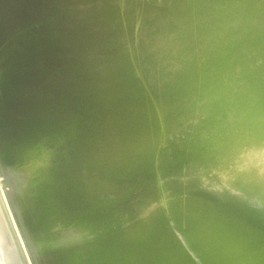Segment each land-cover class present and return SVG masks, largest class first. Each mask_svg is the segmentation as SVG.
<instances>
[{"label": "bare ground", "instance_id": "obj_1", "mask_svg": "<svg viewBox=\"0 0 264 264\" xmlns=\"http://www.w3.org/2000/svg\"><path fill=\"white\" fill-rule=\"evenodd\" d=\"M38 1L39 0H0V198L1 199L4 198L6 201L5 204L3 205L2 209H0V210H3L0 213V244L2 245L3 248H5V247L7 248V252L9 255L8 264H264V171H263L264 168H262L263 166L260 165L262 163H260V164L257 163L259 160L256 162L258 164L256 166H258V167H259V165H260V167L262 166L261 167L263 169L262 171H257V170H259V168H260L259 167L255 172L254 171L255 169L252 168L253 166L250 165L251 161L253 163L252 165H254L255 161H256V160L254 161L252 159L253 155L255 156V158L258 157L259 159L262 158V156L264 157V153H263L264 151L261 148V145L264 143L262 141V140H264V138L261 139L262 134L260 136V139L263 143L261 144L260 140H258L259 141L258 143H260V149L259 148L258 149L260 151L261 150L263 151L262 154H260V157L258 155L259 153H257V151H259V150H256L257 148H255V150H256L255 152H253V150L250 151L251 155H252V153H257L256 155L253 154L251 156V158L249 155L250 153L245 152L246 150H248L249 145H250V144L249 145L247 144V143H250L249 140H246V138L249 139L248 137H246L247 135L245 136L246 138H244V136L243 137L241 136V138H244L246 141V143L244 141L245 146L247 145L246 147H248L246 150H245L246 147L244 146L245 147L244 148L242 146V145H244V144H242L243 141L241 142L242 145L238 142L243 148V149L241 148V152L243 151L244 155L247 153V155H245V157H244V155H242V157L246 158V156L247 157L249 156V159H251V161L249 160V162H250L249 165L251 167H249V165H247L246 160H248V159H245L243 161L241 158V160L243 161L242 162L239 158L240 157L239 154H237L236 159L234 157L236 154H233V153L237 152L236 148H234L235 144H233L236 142L235 140H237L236 135L238 137H240V135H243V134H240L234 130L236 132V133L234 132V134H236V135L233 134L234 138L236 137L234 140L235 142H231L233 140H230V142H227L228 139L226 140L227 143L233 144L234 151H236V152H233L230 149L229 153L233 154V155H230L229 153H227L228 155L226 154V159L228 158L227 156H229V155H230V157L231 156L234 157L233 159L232 158L230 159L231 163H228L227 162L228 159H227V161H226L227 164H231V166H232L233 160L234 161L240 160L241 163H243L244 167H246V165H247V168L249 167L248 169L246 168L247 173L250 170H252L253 173H250L251 171L249 172V174L245 173L246 172L245 168L241 169L243 167L240 166V162L235 161V163L237 162L236 165L238 164L239 167H241V168H239V167L237 168L239 170L238 172L241 173L240 170L242 172L245 171V172H243L245 175L242 176L243 174L241 173L242 175L239 174L240 175L239 177L236 175L237 178H234L235 174H236V173H234V175H233L234 179H229V177H228V181H229L228 183H225V181L222 180V179H225L226 176H228V174L226 176H223L219 180L220 182L217 180V182H219V183H221V180H222V181H224L222 183L228 184V185L220 184L221 187L222 186L225 187V189L227 190V192H226L227 194H229L231 192V190H230V192H228L229 188L231 189L232 187H236L239 189L238 194L235 193L236 194V199H234L235 204H231V205L236 206L237 209L235 211H233L229 207V205H230L229 200L232 198V194H234L233 191L235 189L232 190V194H230L231 197L229 196L230 198L228 200V203L226 201L227 197H224V199L222 198L223 200L226 201V203L228 205L225 204V201L220 199L225 204V205H223L221 203L224 206V208H225V206L226 207L228 206V208H230L227 210V213H229L231 210L233 211V213H231L232 211L230 212L232 215L228 216L227 213H225L226 208L224 209L222 207V205L219 206L218 202H216V204H217L216 207H220V208H218V209L216 208L217 209L216 210L214 207L215 213H216V211H217V213L215 214V216L212 214V218L208 217L209 215H207V214L209 212H213L214 210L210 209L212 211L209 210L208 213H206L207 211L205 212L206 209H204V207L207 205V201L206 200H205L206 202L202 201L203 203L200 202L201 198L199 197V195L201 196V194H198V197L200 198V199L199 198L198 199L200 201L198 202L197 201L198 199L196 201L198 203H202L201 204V211L198 208L197 209L199 211L196 209L198 212H201V213H198V215H199L198 218H200V221L197 223V221L199 219L196 217L197 216L196 215L195 217L198 220H194V219H196L194 217L193 222H196V224L197 225L199 224V226H196L195 223H192V221H191V223L194 224L195 229L196 228L197 229L194 230L195 232L192 231L193 233H190L189 231H187V232H189V234L186 233L187 235L191 234V236H188V238H187V236L185 234L186 231L183 229L184 230V232H183L182 228H184V225H186L185 229L187 230L189 228L187 226H190V224H189L190 222L188 223V225H187V222H188V220H190L188 214H189L191 208L189 207L190 208L188 210L189 212L183 211L182 213H179L180 210H182L183 208L185 210H187V208H185L187 205H185V207H182V208H181L182 205L181 206L178 205V208H177V205L175 207L176 199L178 198V196H176L177 198H174L175 199L174 200L175 202H174L172 199L175 196H173L171 194H174V195L180 194L183 191L180 192V190L178 188L184 187L185 185H186L185 186L186 189L193 186L194 188L192 190L197 189L195 186L197 185V187H198V185H200V184H201L200 186H202V188H204L205 186L202 184H204L205 181L203 182V180H205V178H206V181H207V179H208L207 177L212 175V174L210 175V172L214 170L213 167H215L216 165L218 166L219 162H222V161H218L220 159L217 160L218 164H217V161L215 162V160L217 159V157L215 156L216 155L215 152H217L218 150L217 151L214 150L213 146H212L211 150H214L215 152L214 151H211V152L215 153L213 155V158H214V162L216 165H214V162L212 161L214 166L211 165V166H213V167H211L209 165L213 169V170L211 169V171L207 170L208 168H210V167L207 168V166H208L207 164H212V163L211 162L206 163L204 160V159H206V161H207V157H208L207 155H209V154H207V153L205 154V152H207V151H204L203 155L204 154L205 155L203 157H206V158L202 159L201 153L198 152V150H197V155H198V153H200L199 157L201 158V160L199 159V164L201 163L200 161L203 160L204 163L207 165L206 166L205 164L201 163L202 165H204V167L207 168V169L204 168L202 170L205 171V169H206L208 172L210 171L209 173L207 172L209 176H206V177L205 176L203 177V174H205L206 172H204V173L202 172L203 174L200 173V174H202V177H203V179H201V180L197 179L198 177L194 178L195 174L200 175L198 172L195 173V171H197L198 169L197 170L194 169L195 170L194 171L191 168L193 166H196V164H197L196 161L198 160L196 158L198 156L195 154L196 153L195 147H194L195 153H192V157L194 156V158H192V160L190 158V156H191L190 153L188 155L189 159H188V157L184 156L187 159V163L182 164L183 163L182 162L181 164L183 166L182 165H179V166L186 167L184 165L188 164V160L189 161L191 160L190 163L193 161L196 164H194L193 166L191 165L190 166L191 169L189 168L191 174H192L191 170H193L194 176L192 177V175L190 173H189V175H191V177L194 180L193 179L191 180L190 176H188L191 181L187 178L186 181L188 183H185V185L183 183L185 182V177L187 175L186 176L184 175L185 177L183 176L184 179H183V177H181L182 176L181 174H180L181 175L180 177L182 179L181 178L179 179L178 172H177L178 177L175 175L180 180V182H181V180H184V182L182 183L183 186L181 185V183L178 184L179 180L177 178H176L178 180V182L176 181L177 183L174 182L175 180L173 181L174 176L171 173H169L170 171L168 170L169 169V167H168L169 163H168V165L166 163V160L169 158H167L164 161V159L166 157L163 159L161 156H158L159 158H162V160L161 159H159V160L166 163V167H168V169L166 168L168 170V171H166L167 174L169 173L173 176V179L168 177V180L165 177L164 178L165 182L169 181L166 183L177 184V185L172 184L169 186V184H166L165 182H163V180H162L163 174L157 175L158 174L157 173L156 175L159 176L158 180L161 179V182L165 183V185L167 186V187H165L166 189L164 192L161 191V192H163L162 195L163 194L165 195V193H166L165 198L163 197L164 200H162V197H161V200L165 201V199L168 197L169 200L166 199V201L172 200L171 203L169 202L170 206H172L173 205L172 203H174V207L177 208V210L179 209V211L176 210L177 211L176 212V211L172 210L173 206L171 208L170 207L168 208L167 206H169V205L165 206L166 202L164 203V202H161V200H157V199H159V197H156V195H154L155 193L152 194L153 193L152 191L156 188H153V190H152L149 187L147 188L146 186H143L144 185V184H142L143 179L141 178L142 179V181H141V179L139 177L138 178V180L140 179V182H139L137 180V178L132 176V174L134 173V171L139 169V171L137 170L138 172L136 171L134 174L139 175V172H141L140 174H142V175L144 174V175L143 176L140 175V176L144 178V176L146 174L148 177V173H150L152 171L154 173L155 170H156L155 172H157L161 168L155 169V167L154 168L150 167V169L144 170V167L140 165V160L137 163L138 165L137 164L134 165L136 162L133 163L134 160H133V162H131L132 158L128 154V152L130 150L128 148L121 151L122 153L118 154V155H115L114 150H112L110 152L108 150V148L102 146V144H104V143L100 142V139L98 138V135L96 133L95 118L97 115L95 117H93L94 119H92V120H87V118L84 120L82 119V116H81V114L83 113V112L81 113L82 106L87 105V107H89L90 105L87 102H85V100L83 99V93H82L83 82H82V74L80 71L81 62H79L77 60L76 73L74 75L70 74V76H66V77L70 78V80H68V81L64 80L63 81V80H59L58 78H54L52 73H51V70L53 69L55 71L61 72V67H60L61 65H63V68H64L67 63L76 61L74 54H71V53L63 50V48L61 47V44L59 42H55L56 40H54V39H53V41L47 42V45H46L45 41L39 40L38 43L41 44V42H42L43 46L46 45L45 49L47 47L48 48L46 51H43V50L40 51V54L34 53V7L36 6V3H38ZM245 1H247V0H245ZM245 1H244V3H245ZM157 2H158V0H157ZM157 2H155V3L157 4ZM251 3H254V1L252 0L249 4L248 3L244 4V5L247 4L248 8H249V9H246V10H248V11H246L247 13L244 12V13H246V14H244V16L247 14L250 15V16H248V18L252 16V13L251 14H249V13L253 12L255 9L259 8V6H257V5H260V2L259 3L255 2V5L257 7L254 8L253 11H250L253 9V5H254V4L252 5ZM256 3H258V4H256ZM163 4L164 3H162L161 6H163ZM239 4H241V3H239ZM250 4L252 6V9H250ZM262 4H264V3H262ZM244 5H242V4H241V6L239 5L240 9ZM247 5H246V8H247ZM263 6L264 5H262L260 7H263ZM153 7H154V5H153ZM157 7H159V6H157ZM159 8H161V7H159ZM166 8H165V10H166ZM233 9H234V11L236 10V12H237L239 8L238 9L233 8ZM149 10L152 11L154 9H149ZM156 10L157 9H155V11ZM212 10H215V8H213ZM216 10H217V8H216ZM161 11H159V13H163ZM169 11H170V8H169ZM225 11L223 10L222 12H223V14L226 13L227 16H229L230 15L229 13L232 12L231 10H229L230 11L229 13H228V11H226V12ZM239 11L243 12V10H239ZM239 11H238V15H239V13L241 14V17H240V19H241L244 16H242L243 13H241ZM146 12L147 11L145 10L144 13L146 14ZM166 12H167V10L164 11V13H166ZM212 12L215 13V11H212ZM257 12H259V10H257ZM148 13H150V11ZM259 13H257V15ZM220 14H221V12H220ZM231 14H233V12ZM261 14H262V12H261ZM148 15H150V14H148ZM148 15H147V17H150ZM219 15L217 14V17L214 19L215 20L217 19V21H218V19L222 20V18L225 16V14H224V16L222 17V14H221V16H220L221 18H219L218 17ZM234 15H236V13H234ZM253 15H254V13H253ZM263 15H261V16L263 17ZM158 16H161V15H158ZM214 16H212V17H214ZM227 16H225V17H227ZM230 16L228 19H231L232 16L231 17ZM140 17L142 18V16H140ZM257 17L260 18L259 16H257ZM152 18H153V16H152ZM254 18H256L255 15H254ZM138 19H140V18H138ZM155 19L156 18L154 17V20ZM214 19H213V21L212 20L211 21L214 22ZM225 19L227 20V18H225ZM249 19H251V18H249ZM249 19H247V17H246V20H249ZM204 20L206 21V19L204 18V19H202V22ZM233 20H234V18H233ZM246 20H244V18H243L244 22H246ZM257 20L259 22L258 21L256 22V20H255V22H253V19H252V22L255 23L256 25H259L260 28H263L264 23L262 24L263 25L262 26V25H260L262 22H260L259 19H257ZM217 21H215L217 23V25H218V23H219V25H221V21L220 22H217ZM229 21L230 20H228V23H229ZM231 21H232V19H231ZM241 21H242V19H241ZM261 21H262V19H261ZM263 21H264V19H263ZM138 22H141V21L137 20L136 23H138ZM144 22L146 23V21H144ZM206 22H208V21H206ZM223 22H222V24H224ZM239 22L236 21L234 23L238 24ZM244 22H241V24ZM142 23H143V21L139 25H143ZM155 23H156V21H154V23H152L153 24L152 26H154ZM161 23H163V21ZM253 23L251 25V22L248 23V21H247V23H245V24H247L248 26L250 24L252 29H253V27H254ZM148 24H149V22H148ZM148 24L146 23L145 25H148ZM157 24H158V22H157ZM165 24H166V22H165ZM200 24H201V22H200ZM229 24L230 25H228V28L230 29L231 25H233V24H231V23H229ZM245 24L241 25V26L244 27ZM137 25L138 24H136L135 26H137ZM163 25H164V23H163ZM205 25L208 27L209 26L211 27L210 23H206ZM205 25H204V28H205ZM215 25L216 24H214V26ZM247 25L245 27H247ZM143 26H141V28H144ZM166 26H167V24L165 25V27ZM223 26L226 27V24H224ZM223 26H221V27L218 26V28L220 27V29L222 30V31L221 30H219V31L221 33L224 32L223 34H225V33L227 35L230 34L229 33L230 30L228 29L229 32H225L226 29L223 30V28H222ZM259 26H257V27H259ZM137 27H139V26H137ZM137 27H135V28H137ZM158 27L159 26H157V28ZM242 27H239V29H238V27L236 26L237 31L240 30ZM251 27L250 28L247 27L245 30H244V28H242V29H243L244 33H247L246 32L247 29H249L251 31ZM197 28H196V30H197ZM233 28H234V26H232V29ZM254 28H256V26ZM260 28L257 32L258 34L260 32L261 33L263 32V31H261L262 29L260 30ZM149 29L152 30L153 27H152V29L151 28H149ZM159 29H161V27H159ZM201 29H203V28H200V30ZM214 29H215V27H214ZM232 29H231V34L234 33L232 35L234 37V35H237V34H236V32H233L235 30H232ZM196 30H195V32L198 33L197 35L199 36L200 35V33L198 32L199 30L198 31H196ZM228 30H226V31H228ZM207 31H208V29H207ZM215 32H217V31L215 30ZM252 32L255 33V30H252L250 32V34H252ZM202 33H203L202 36H205L204 32H202ZM208 33H209V31H208ZM257 33H256V35H257ZM261 33H260V37L263 34V33L262 34ZM205 34H206V32H205ZM212 34H213V32H212ZM240 34H241V31H240L239 35H237L234 39L239 38V36L242 35V34L241 35ZM209 35L210 34H207V36H209ZM230 35H228L229 36V39H228L229 45L231 42L230 41ZM194 36H195V34H194ZM198 36H196V37H198ZM215 36H214V38H215ZM217 36H219V34ZM245 36H247L249 38V41H251V39L253 40V38L255 37V36H253L252 38H250L248 34ZM245 36H243L242 41H244ZM211 37H209V38L211 39ZM225 37H221V38L225 39V41L223 40L224 42H227ZM190 38L191 39L188 41V43L190 45L189 48H191V50H190L191 58L189 55H187L186 59L188 61H186V59L183 61H181L182 60L181 58L179 59V64L182 65V69L179 71L180 73H182L181 71H183V72L185 71V73H186L187 70L189 71V69H191L190 67H191L192 60L195 59V58L192 59L193 54H194V52H195V54L198 53L196 49H199L200 44L198 45L197 43H195V40L197 42V39L199 40L200 38L198 37L195 40L192 36ZM219 38H220V36H219ZM256 38H257V36H256ZM258 39H259V37H258ZM201 40H203V37ZM219 40H221V39H219ZM219 40L216 41L217 45H220V43H221V42L218 43ZM207 41H208V39L206 38L205 43ZM245 41L247 42V39H245ZM258 41H261V40L259 39ZM258 41L254 40L255 43ZM263 41H262V43H263ZM43 42H45V43H43ZM212 42H214V41H212ZM235 42H236L235 44L233 41L231 43H233V45H236L235 47L238 49L239 46L237 44V40ZM239 42H241L240 39H239ZM248 42H247V44H248ZM254 42H251V43H254ZM122 43H123V41H122ZM205 43H203V41H202L201 44H205ZM259 43H261V42H259ZM259 43L255 44V45H257L258 48L261 47V46H258ZM195 44L198 45L197 48H196ZM210 44H211V41H210ZM210 44L209 43L207 44V45H209L208 47H210ZM223 44L226 45V43H223ZM122 45H124V44H122ZM207 45H206V47H207ZM215 45H216V43L212 44V46H215ZM224 45L221 48H219L218 46L215 48L224 49V47H225ZM233 45H232V48L235 49V47ZM249 45H252V44H248L247 45L248 47L243 45L242 46L243 48H240V49H244L245 47L249 49ZM240 46H241V44H240ZM125 47H127V46H125ZM200 47L205 48V47H202V45ZM226 47H229V49H231L230 46L226 45ZM255 47L256 46H254V48ZM124 48H123V46L120 45V48L118 47V51L121 52L120 50L124 49ZM215 48H213V49H215ZM258 48H256V49H258ZM262 48H263V46L261 47L260 52L258 49V53H261ZM137 49H138V47H137ZM200 49H199V52H200ZM207 49L202 50V52L203 51L205 52ZM211 49L209 48V52ZM248 49H246L247 51L244 49L245 51L243 50V53H239V52L236 53L235 52L236 55L234 54V56H236V57L232 56V54H233L232 52L236 51V50L232 51V49H231L230 53H232L231 58L233 59L232 64H235L237 67H240L239 65L236 64L237 62L240 61L237 59L238 58L237 54L239 53L240 55L241 54L244 55L245 52H249ZM251 49H253L252 46H251ZM149 50H152V49H149ZM148 51L146 49L144 51V54H146ZM215 51H217L216 53H214L216 55L220 51H226V50H216L215 49ZM215 51H213V52H215ZM237 51H240V50L238 49ZM202 52H200V53H202ZM204 52H203V54H201L198 57V59L200 57H202V58L205 57L206 52L205 53ZM209 52H208V54H210ZM253 52H252V56H253ZM223 53L224 52H222V54L221 53L220 54L223 55ZM226 53H227L226 54V56H227L229 54L228 50ZM250 53H246V54L248 55ZM208 54H206V55H208ZM214 54L212 53V54H210V56L211 55L214 56ZM217 55H219V54H217ZM221 55H220V57L218 56L219 59L216 56L217 57L216 59H218V60L214 59V62L216 61L217 64L219 63L217 65L218 69H222L227 64L226 59L224 60V58H223L225 55H223V56H221ZM243 55H241V57H243ZM254 55L258 56V59H261V60H258L260 63L257 61L260 64L259 65L258 63H256L257 57L254 56V59H256L255 61H253L254 59L251 57L253 59L252 60L253 64H255V63L257 64V65L255 64L256 67L253 66V64L248 65L247 62H249V61H247V60H249L250 58H247V60H245L243 62H242V59L240 61L242 63L245 62V64H243L244 66L245 65L249 66V68H250L249 73L250 74H251V67L257 68V66H258V68H260L259 66H261V61L264 60V58L263 59L261 57L259 58L260 54L257 55V52H256V54L254 53ZM142 56H144L143 53H142ZM210 56H208L209 59L211 58L213 60V58ZM229 56H230V54H229ZM194 57H196V60H197V54H196V56L194 55ZM233 57L235 58V60L237 59L236 60L237 62L235 61V63H234ZM244 57H245V55H244ZM247 57H249V56H247ZM263 57H264V55H263ZM202 58H200V59H202ZM214 58H215V56H214ZM221 58L223 59L222 65H224V66H222V68H220L221 62H219L220 60H222ZM189 59H192L191 63H190ZM206 59H207V62L205 61V59H203L202 61L200 60V62L204 63V61H205V63L207 64L208 62L211 61V59H210V61L208 60V58H206ZM228 59H230V58H228ZM239 59H240V57H239ZM196 60H194V62L199 63V60H197V61ZM230 61H229V63H230ZM224 62H226V63L224 64ZM240 62L238 64H240ZM112 63H115V62H112ZM203 63L202 64L199 63L200 64V66L198 68L199 70H200V67L203 65ZM205 63H204V65H206ZM229 63H228V65L231 67L232 65H230ZM109 64H105V65L101 66L100 68L106 67ZM209 64H211V63H209ZM214 64H212V65L214 66ZM194 65H195V63H193V69L195 68ZM204 65H203V68L208 66V65H206L204 67ZM228 65L226 66L227 69L229 67ZM235 65H233V66H235ZM233 66H232V68H233ZM236 66L234 67V72H235V70L237 71ZM244 66L243 67L241 66V67L244 68ZM248 66H246L245 68L247 69ZM263 66H261L262 69H263ZM197 67L198 66L196 64V69H197ZM226 67H225V69H226ZM203 68H202V71L200 70L201 72L197 69L200 72V75L204 74L207 71L205 69L206 71L204 72ZM232 68H229V69H232ZM245 68L243 71H245ZM253 68H252V70H253ZM207 69L209 70V67ZM212 69H214V67ZM212 69H210L211 71H208V73L206 72L207 74L205 73V75H208L209 72H211V73L214 72V73H216V76L218 78V75L222 73L221 71H223V70H220V72H219L216 68V71L219 73L218 74L216 71H214L215 69L214 70H212ZM240 69H238V70H240ZM262 69H261V71L258 69H256L255 71H259V72H262L264 74V72H263L264 69L263 70ZM97 70H95L93 73H96ZM191 71H193V70L191 69ZM195 71H193V75H194ZM230 71L224 70V72H229V73H230ZM255 71H253V72H255ZM179 72H178L177 81L178 82L180 81L179 86H181V85L182 86L180 88L176 87L178 85H176L175 84L176 81L174 82V80H173V83L176 86L173 85L174 87H172L170 85L172 87L170 89L176 88V89H181V91H182V87H184L183 92L188 93L190 91V89L192 88V90L190 91V92H192V94L190 93V95L195 96L196 93L200 92L201 95L199 94V96H201V97H199L197 95L195 97L201 98V101L203 100L202 98L204 97V100H205V101L203 100L204 102H206V100H207L209 103H211V105L214 104L212 100L209 101L210 99H207L205 97L207 95V93H210L209 91L211 89L212 90H211L210 95L208 94L209 96H211V94L213 93L212 92L213 88H215V90H214L215 92L219 89L218 88L219 85L218 86L216 85L218 89L216 88V86L215 87H213V86L209 87V85H210L209 83H211V81L214 80L213 82H215V83L217 82V78H216L214 73H212V75L214 74L213 75L214 77L211 74L208 75V76L211 75L210 77H212L213 79L209 78L208 76H205V78L210 80V82L208 83L206 80H204V75H203V78H201L198 75L199 72L196 71L197 72V73H195L196 76L198 75L197 77L199 79L200 78L203 79L204 85L202 87L204 89H206V87H207V90L202 91L203 88L201 89L200 88L201 86H198V85H201L203 83L202 82L201 84H199V82L202 81L201 79H200L201 81H199V79H197V77H193V76L190 77L189 74H186V75H188L187 79H188V77H190L188 81H189V84H191V86H192L189 89V86H187L188 81L185 80L186 79V75L184 76L185 73L182 74L185 78L180 79V77H183V76H179V74H180ZM202 72H204V73H202ZM240 72H242V71H239L238 73H240ZM191 73L192 72H190V74ZM229 73H227L228 76H229ZM238 73L237 74L231 73L232 79L235 78L234 80H237L236 75L238 76ZM223 74H225V75H222V76H224V78H227V74L226 73H223ZM240 74L245 75V73H243V72ZM260 74L261 73L257 74V72H256V74H255L256 76L254 74H252V75H254V77L256 79L258 77L257 75H260ZM263 74H261L260 77L264 78ZM231 75H230V78H231ZM233 76H234V78H233ZM243 76H241V77H243ZM248 76H246V77H248ZM251 76H250V78H251ZM192 77H193L194 81L197 80V82L198 81L199 82L198 83L196 81L192 82L193 81V79H191ZM220 77L221 76H219V78ZM241 77H239L238 80L239 79L241 80ZM224 78L222 77V79H224ZM243 78H245V76ZM250 78L248 77V80L249 81L251 80V82H250L251 84L254 82L255 87L260 85V86H258L259 89H258V87L256 88L257 91H255L256 89H254L252 92V88L247 87L248 84H250V83L244 82V80H246V79L241 80V81L239 80V81L243 82V83H248L247 86H242L243 85L242 83L238 84V83H236L238 81H234V80L230 79L232 81V83H233V81H234V83H236L235 86L233 85L234 86L233 87L231 85L232 83L228 80V78H227V81H229L231 83L229 86L227 84L228 82L226 83L224 81L225 79L223 81L227 85H225L224 82L222 84L221 81H218V83H216V84H219V83L221 84L222 87L219 86L220 89H222L224 85L227 86V87H225L226 89L231 87V86H232V88H236V85H240V87H244V88L246 87L248 89H251L250 91L248 90L249 92L247 90L246 91L244 90L245 91V92L243 91L244 94H241V95L239 93H237V95L239 94L240 97L244 96L246 92H248V93L252 92L254 94H256L258 92V94H259V91L263 88V86L261 87V85L264 83V82L262 83V80L264 81V79L261 78V80L259 81L260 78L258 77L259 78V79L257 78L258 81H255L254 78H251V79ZM178 79H180V80H178ZM181 80H183V83L187 82L186 86L188 87L189 91H188V89H185V84L183 86ZM190 82H192L193 85ZM256 82H259V83L261 82V84H256ZM173 83H171V84H173ZM195 83H197L198 85H194ZM215 83H211V85L212 84L215 85ZM206 84L207 85L209 84V85L207 86ZM195 86H197L199 88H197ZM193 87H195L194 88L195 90L200 89V91L196 92L193 89ZM208 88H211V89H208ZM225 88H223V90H220L222 93L218 90L217 91L218 94L215 92L213 94L219 95V92H220L223 97L226 94H228V95H226L227 97L225 96V98H221V101L223 99L227 100V98L229 97V94L233 100L238 97L237 95L233 94L236 91V89L238 88V86L235 89V91L231 88L233 90V93H232L233 95L231 93L227 92V91H230L229 89L226 90L227 93L225 94V92H224ZM244 88H242V89H244ZM174 89H173V93H174V91H176L175 92V95H176L177 90H174ZM167 90H168V88H167ZM193 91L195 92V94H193L194 93ZM239 91L240 90L238 88V92ZM262 91H263V89H262ZM262 91H260V92H262ZM205 92H206V95L204 94ZM173 93L171 94L172 96H173ZM181 93L182 92H180L181 97H179V99H177L179 96L178 95L179 91H178V94L176 95L177 97H175V95H174V97L176 98L175 101L176 100L180 101V99L183 98V101L182 100L181 101L186 102L187 98H185V96H187V95H185V93H182V94H184V95H182ZM119 94H121V93H119ZM169 94H170L169 91H168V93L166 92V95L169 98H172V100H173L174 98L172 96H169ZM254 94H252L253 97H254ZM202 95H203V97H202ZM214 95H213V98L217 97L218 100L217 101L215 99L214 100L218 103V101H220V100H219L218 96L214 97ZM234 95H235V97H234ZM246 95H248V94L246 93ZM182 96H184V97H182ZM194 96H192V97H194ZM250 96H251V94H250ZM260 96H262V94ZM192 97L188 96V99H191ZM246 97L247 96H245V98ZM248 97H249V95H248ZM241 98L238 97V99H235L236 102H237V100L239 102L242 100H244V101L249 100V98H250V100L252 99V97H249L246 99H243V97H241ZM192 99H194V98H192ZM195 99H196L195 102L197 105L198 99L197 98H195ZM229 99L232 100L231 98H229ZM256 99H253V100H256ZM169 100H171V99H169ZM169 100H167L166 102L169 103L168 102ZM253 100H251V102H253ZM193 101L194 100H192L191 102L189 101L190 102L189 104L190 105L192 103L194 104ZM203 101H202V103L204 106L205 103ZM256 101L253 102L254 104L249 103L250 101L249 102L246 101V102H248V104L243 105L241 107L245 106V108H246V106H247V108H250V107H252V105L254 106L257 104ZM208 102L204 106L205 108L207 106L208 107L210 106V104L208 105ZM216 102H215V104H216ZM246 102H244V104H246ZM173 103H174L173 106L170 103V105L173 107V110H175V111H176V109L178 110L180 105H181L180 104L181 102L176 103V106L179 105V107L177 106L176 109H174L176 107L174 100H173ZM186 103L188 104V101ZM198 103H200L198 106H200V108L203 109L204 107H201L202 103L201 102H198ZM221 103H220V105H221ZM228 103L229 102H227L226 104H228ZM231 103H230V105H225L227 107L224 109L222 107V109L223 110H226L227 108L230 109L231 105H232ZM239 103H242V102H239ZM163 104L165 105V102H163ZM163 104H162V106H164ZM187 104H185V106H182V107L185 108L187 106ZM193 104L191 105V107L193 106ZM234 104H235V102L233 103V105ZM236 104L238 105V107H235L236 106L235 105L234 106L235 109L240 108L239 104L238 103H236ZM42 105H45V106L47 105L46 107H48V108H44L45 106L43 107ZM222 105H224V104H222ZM248 105H250V107H248ZM55 106L56 107L58 106L57 109ZM166 106H169V104H166L164 107L165 108H171V107H166ZM212 106H214V105H212ZM216 106H218V104H216ZM41 107H43V111L40 110ZM54 107H55L56 111H53L54 114L53 113L51 114V112H52L51 109L53 110ZM182 107L180 108V110L182 109ZM218 107L221 108L220 106H218ZM85 108H86V106H85ZM192 108H190V111H192L191 110ZM195 108H197V106ZM209 108H211V107H209ZM209 108H206L205 111L203 109L202 111H204V112L210 111V110H207ZM245 108H244V110H245ZM263 108H264V106H263ZM263 108H261L262 110L256 109V111L259 112L258 115H260V113H261L260 111H263V115H264V109ZM44 109H50V111L49 110L47 111ZM86 109H88V108H86ZM86 109H84V110H86ZM89 109H91V108L89 107ZM222 109H221V113H224V112H222L223 111ZM72 110H73V112H72ZM183 110L186 111L185 109H182V111H180L181 115H182V113H185V112H183ZM195 110H198V109H195ZM195 110L193 109V111H195ZM227 110H226V112H227ZM231 110L233 111V109H231ZM231 110L229 111L230 114L232 112ZM162 111H163V109H162ZM171 111H172V108H171ZM178 111L176 112L177 115H178ZM187 111H189V110H187ZM237 111L239 112V109H237ZM250 111H251V109H250ZM197 112L200 113L199 111H197ZM197 112H195V113L188 112L189 114L190 113L193 114L189 119H192V117H194V116L196 118L197 117L200 118L201 115L203 114V112H202V114H196ZM212 112L214 114V111H212ZM249 112L248 113L245 112V114L246 113L249 114ZM253 112H255V111H253ZM93 113H94V111H93ZM96 113L97 112L95 111V114ZM206 113H208V112H206ZM221 113H219V114H221ZM229 113H227V114H229ZM67 114H68V116H66ZM83 114H85V113H83ZM187 114H186V116H183V117H186L187 121H188L189 119L187 117ZM194 114H196V115H194ZM210 114L212 115V113H210ZM219 114H217V115H219ZM232 114H233V112H232ZM232 114L230 116H234L236 118L237 115L239 116L240 112L238 114L234 112L235 115L234 114L232 115ZM245 114H243V115H245ZM250 114H253V113H250ZM256 114L257 113H255L253 115L257 116ZM141 115H143V114H140V116ZM211 115H209V116H211ZM215 115H216V113H215ZM224 115H222L221 118L223 117L224 121H225L226 117H224ZM243 115L240 117L243 118ZM69 116H71L70 119L68 118ZM159 116H162L161 119L163 118V115H161V113H159ZM206 116L208 117V115H206ZM212 116H214V115H212ZM226 116H228V115H226ZM255 116H253V117L256 119ZM260 116L258 117L259 119H257V120L262 119V118L260 119ZM84 117H85V115H84ZM249 117H251V116H249ZM253 117H252V119L250 118L251 121H256V120H253L254 119ZM261 117H263V116H261ZM228 118H229V116H228ZM246 118L248 119V116H246ZM164 119L162 120V122L165 121ZM176 119H178V118H176ZM193 119H192V121H193ZM201 119L203 120V118H201ZM219 119H220V116H219ZM263 119H264V117H263ZM85 120H87V121H85ZM239 120L236 122L237 125L241 124V121H243V120H240V121ZM187 121H186V123H187ZM203 121H200V119H199L197 124L199 125V122L202 123ZM230 121L232 122L233 119ZM238 122H240V123H238ZM245 122H247V121H245ZM139 123H138V125H139ZM142 123L143 122H141L140 124H142ZM145 123H146V119H145ZM165 123L166 122H164V124ZM169 123L170 122H168V125L170 127L171 123L170 124ZM190 123L191 122L189 120V123H187V124L190 125ZM213 123H215V122H213ZM213 123L211 124V126L213 125ZM227 123H228V121H227ZM227 123L225 122V124H227ZM187 124L184 123L182 126H179L178 129H182L183 126H186ZM197 124L195 126L196 128H194V129L200 130V131L199 130L196 131L197 132L196 136L198 135L197 136L198 138L196 137V139L199 140V134H201L199 132H201V129L204 128V125H203L204 122H203V124H201L203 126L201 129L197 128ZM263 124H264V122H263ZM165 125L167 126V123ZM201 125H199V126H201ZM207 125H208V123H207ZM207 125H205L206 130L211 127L209 125L210 127L207 128L208 127ZM215 125H216V123H215ZM234 125H236V124H234ZM261 126H262V124H261ZM186 127H184V129L187 132ZM256 127H254V128H256ZM259 127L260 126L258 125V128ZM162 128H164V127H162ZM191 128H193L192 125H191ZM212 128H213V126H212ZM212 128H211V130H212ZM214 128L216 129L217 127L214 126ZM261 128L263 129V127H260L259 129L261 130ZM183 130H180V131L183 132ZM245 130L249 131V128H246ZM250 130H251V128H250ZM260 130H259V132L257 131L258 134L264 132V129L261 131ZM160 131H161V129H160ZM188 131H190V132L192 131L190 129V127H189ZM248 131L243 130V132H241V133L247 132L246 134H249ZM190 132H188V133H190ZM209 132H210V129H209ZM249 132L252 133L251 131H249ZM205 133L207 135L208 131H205ZM185 134L187 135V138H188V134L187 133H185ZM185 134H184V136H185ZM194 134L195 133L193 132L190 135L193 136ZM209 134H208V137L211 138L212 134H210L211 136H209ZM158 135L162 136L161 134H158ZM158 135H157V138L159 137ZM255 135L257 137H259V135H257V133H255ZM232 136H229L230 139L232 138ZM163 137H165V136H162V138ZM257 137L255 139H259ZM209 138H207L206 141H208ZM159 139H161V138H159ZM244 139H241V140H244ZM255 139L253 137V141H254V145H255L253 147H256V145L258 144L257 140L255 141ZM155 140H156V138H155ZM250 140H252V138ZM253 141L251 142V144L253 143ZM155 142H158V141L156 140ZM159 142L162 143L163 141L159 140ZM238 143L236 142L237 145H238ZM143 145H141V146H143ZM159 145L161 146V144H159ZM240 145H238L239 148L241 147ZM152 146H154V145H152ZM263 146H264V144L262 145V147ZM145 147H147V145L143 146V148H145ZM148 147H151V146H148ZM203 147H205V146H203ZM203 147H201V148H203ZM219 147L220 148H218V147L217 148L221 149L222 147L224 148L225 146H222V147L219 146ZM227 147L229 148L230 146L225 147L226 152L229 151V150L227 151ZM253 147H252V149H254ZM139 148H140V146H139ZM151 148H150V150L155 149V148H152V149ZM161 148L156 149V152H157V150L158 151L162 150L164 147L162 149ZM209 148H211V147H209ZM209 148H208V150H209ZM217 148H215V149H217ZM239 148H237V149H239ZM196 149H197V147H196ZM203 149L205 150V148H203ZM206 149H207V147H206ZM263 149H264V147H263ZM250 150H251V148H250ZM134 151H136V150H134ZM222 151L221 152L218 151V152H220V154H221ZM238 151H240V149ZM208 152H210V150ZM226 152H224V153H226ZM231 152H233V153H231ZM241 152H239V153H241ZM137 153H139V152H137ZM140 154H137V156L135 155L134 158L141 156ZM149 155H152V154H149ZM222 156H223V153H222ZM254 156H253V158H254ZM158 157L156 156L157 159H158ZM179 158H181V157H179ZM258 158H256V159H258ZM138 159H140V157H138ZM154 160H156V159L154 158ZM154 160H153V162H154ZM182 160H184L186 162V160L184 158ZM208 160H210V157L208 158ZM211 160H213V159H211ZM143 161H145L144 158H143ZM161 161H159V163H161ZM167 161H169V160H167ZM173 161L177 163V160L175 161L173 159ZM262 161L264 162L263 158H262ZM153 162H152V164H153ZM131 163H133V165H131ZM164 163H163V165H164ZM235 163H234V166H235ZM174 164H172V166ZM178 164H179V162H178ZM189 165H187V166H189ZM202 165H199V166L201 167ZM263 165H264V163H263ZM129 166H134V167H131L133 169L130 170ZM199 166H196V167L200 168ZM220 166H223V165H220ZM231 166H227V167L231 169ZM127 167L130 171L133 170L132 173H130V171H129L130 174H127L128 173V170L126 169ZM152 167H153V165H152ZM176 167H178V166H176ZM182 167H181V170L183 171V173H184V171H185V174L187 171L189 172V170L186 171ZM227 167L225 169H224V167H221L219 169L223 168L222 170H227ZM135 168H136V170H135ZM202 168H203V166H202ZM234 168L235 167L232 166V171ZM254 168H256V167H254ZM152 169H155V170H152ZM170 169H173V168H170ZM176 169H174L175 172L177 171ZM235 169H234V171H235ZM237 169H236V171H237ZM164 170H163V172H164ZM181 170L179 169V171H181ZM202 170L200 168V171H202ZM217 170L218 169H215L214 171H217ZM159 171H161V170H159ZM188 172H187V174H188ZM220 172L221 171L219 170V173ZM228 172H231V171L227 170L226 173H228ZM257 172H260L262 174H260V173L258 174ZM211 173H213V172H211ZM165 174L166 173L164 172V176H165ZM220 174L224 175L225 173L222 172ZM230 174L232 175L233 173L231 172ZM230 174H229V176H230ZM150 175H151V173L149 174V176ZM205 175H207V174H205ZM172 176H170V177H172ZM136 177H138V176H136ZM147 177L145 176V179ZM202 177H200V178H202ZM216 177H217V175L215 176L214 181H216L215 179L218 178V177L217 178ZM152 178H154V176ZM209 178H211V180L213 179L212 176ZM230 178H232V177L230 176ZM148 180H150V179H148ZM170 180H172L173 182H170ZM152 181L156 182V179L152 180ZM137 182H139V185L140 184L141 185L138 186ZM145 182L144 183L146 185L148 182L147 181H145ZM226 182H227V180H226ZM129 183H131L133 185H129ZM149 183H151V182H149ZM149 183L147 185H149ZM207 183H208V185L211 183L210 186L212 185L211 188L213 190H210V189L209 190L211 192L213 191L212 193L215 194L214 187H213L214 182L213 183L211 181L205 182V184H207ZM193 184H195V185H193ZM215 184H216L215 186L218 185V183H216V182H215ZM159 185H161V184H159ZM187 185H189V186H187ZM200 186H199V188H200ZM220 186H217V187L219 188ZM226 186L228 189L226 188ZM163 187H164V185H163ZM224 187H222V189ZM142 188H145V190L149 189V192L142 195V193H139V191ZM161 188L157 189V193H161V192H158V190H161ZM202 188H200V189H202ZM177 189H178L177 192H180V193H176ZM186 189L184 190L186 192L185 194H188V196H189V192H187ZM182 190H183V188H182ZM207 190H205V192H207ZM209 190H208V193L210 195L211 192ZM236 190H235V192H236ZM189 191L191 192V190H189ZM218 191H219V189H218ZM194 192L195 191H192V193H194ZM203 192L202 191L198 192V189H197V191L195 192V195H192L191 193L190 194H191V196L197 197L196 193H203ZM167 193L170 194V196L167 195ZM216 193H218V192H216ZM221 193H218V194H221ZM185 194H184V196H185ZM204 194H205V196L204 197L201 196V197L204 199L205 198L207 199V197L209 195L207 196L206 193H204ZM235 194H234V197H235ZM159 195H161V194H159ZM211 195H210V197H211ZM154 196L157 198L156 199L157 201L164 203V204H158V205H164V207H166L168 209V211H170L171 214L169 212L168 213L171 215L170 216L171 220H172V217L174 216L173 213L177 215L174 217L175 220L177 218V220H176L177 222H174V219L172 220L174 223L169 220L170 217H168V215L167 216L165 215L167 213L165 211L166 209H164V208L162 209L166 212V213H164V211H163L162 214L159 213L161 211H159V212L157 211L158 208H162L163 206L162 207L161 206L157 207V205L154 206L155 204L159 203L156 200H155L156 203L153 202L155 199ZM181 196H183L182 193L179 195V198ZM191 196L190 197L185 196V197L188 200V198H191ZM213 196L215 197L216 194ZM153 197H154V199H153ZM170 197H172L171 200H170ZM217 197H218V195H217ZM217 197H215V198L219 200V198H217ZM219 197H220V195H219ZM179 198H178V200H179ZM212 198L213 197H211V200H213ZM208 199H209V197H208ZM191 200L194 201L195 198L191 199ZM209 200H208V202H209ZM211 200H210L211 205L215 204V203H212ZM218 200H216V201H218ZM220 200H219V202H220ZM234 200H232L231 202H233ZM189 201H190V199H189ZM196 201H194V202L197 205H199ZM178 202H181V204L183 203V201H178ZM178 202L176 204H180ZM186 202L189 203L188 201H186ZM191 202L188 204V206L192 205L194 208L195 203L191 204ZM153 203H155V204H153ZM184 203H183V206H184ZM151 206H153L154 208L155 207L157 208V209L155 208L156 209L155 214L154 213L151 214V212H150ZM0 208H1V206H0ZM206 208H212V206L211 207L207 206ZM159 210H161V209H159ZM221 210H223V211H221ZM192 212H193V210H192ZM177 213L180 215L178 216ZM183 213L187 214L186 217L184 216ZM261 213L263 214V216ZM193 214L194 213H192V214L190 213V216ZM209 214H211V213H209ZM147 215L150 217V219H149V217L147 219L144 218V217H147ZM164 216L169 218L168 220L170 221V223L165 221L167 218L165 219ZM142 217H143L142 220L144 221V219H145L146 222H142V220L140 221L139 218H142ZM180 217L185 218V219H187V217L189 218L187 220L186 224H183L182 228H180V226H179V224L183 221V220L182 221L178 220V219H181ZM191 217H193V216H191ZM137 219H139L138 223H140V222L141 223L134 226V223ZM179 221H181V222H179ZM176 223H177V226H179V228H180V232H182L186 236V238H187L186 242L184 239H182V240H184L182 242L181 238L178 239L179 241L177 240V238L180 235H182V234H180V235L177 234L179 229L176 230L174 228L176 230V233H173L175 231H173L172 228L175 227L173 225H176ZM170 224L173 226V227L171 226L172 228L170 227ZM191 226H193V225H191ZM10 228H11V230H9ZM191 229L193 230V227H191ZM191 229H190V231H191ZM9 231H12L14 237H16V239L18 241L17 244L19 247V253H20L21 257H19L17 249H15L13 246V243H12L13 240H11L12 239V237H11L12 233H10ZM171 232L173 234L178 235V237L175 238ZM133 235H134V237H132ZM180 242H182V245H183L182 247H184V248H185V243L187 244V247L184 250L188 249V251L183 250ZM1 261H2V259H1ZM1 264H3V263H1Z\"/></svg>", "mask_w": 264, "mask_h": 264}, {"label": "rangeland", "instance_id": "obj_2", "mask_svg": "<svg viewBox=\"0 0 264 264\" xmlns=\"http://www.w3.org/2000/svg\"><path fill=\"white\" fill-rule=\"evenodd\" d=\"M243 3H242V2ZM245 1V0H244ZM244 1L243 0H158V2H157V0H39L38 1V3H36V6L34 7V53H37V54H40V51H46L47 50V48L45 49V46L47 45V42H49V41H53V39L54 40H56L55 42H59L60 44H61V47L63 48V50H65L66 52H69V53H71V54H74L75 55V58H76V61H74V62H69V63H67L66 65H65V67L63 68V65H61L60 67H61V72H58V71H55V70H51V73H52V75H53V77L54 78H58L59 80H66V81H68V80H70V78H68V77H66V76H70V74H75L76 73V63H77V60L79 61V62H81V68H80V71H81V74H82V82H83V89H82V93H83V99L85 100V102H87L89 105V107L92 109H89V107H87V105H85L86 106V108H88V109H86L85 108V106H82V109H81V113L83 112V113H85V114H81V116H82V119L84 120V119H86L87 118V120H92V119H94L93 117H95L96 115V118H95V122H96V133H97V135H98V138L100 139V142L101 143H104V144H102V146H104V147H106V148H108V150L111 152L112 150H114L115 151V155H118V154H121L122 152L121 151H123L124 149H130L129 150V152H128V154H129V156L132 158V161L131 162H133V160H134V162L133 163H135L134 165H136L137 163H138V161L140 160V165L141 166H143L144 167V170H146V169H150V167L151 168H154L155 167V169H159V168H161V169H159V170H161V171H157V172H155L156 170L155 169H152V170H155L154 171V173H153V171L152 172H150L151 173V175L149 176V174L150 173H148V177H147V174L145 175L147 178L145 179V176H144V178L143 177H141V176H143L142 174H140L141 172H139V175H137V174H134L137 170L139 171V169H137L136 170V168L138 167H136L135 168V170L136 171H134V173L132 174V176L133 177H135V178H137V180H138V178L140 177V179L142 178L143 179V181L145 180V181H147L148 183L149 182H151V183H149V185H145V183L142 181V179H141V181H142V184H144L143 186H146L147 188L149 187L150 189H152L153 190V188H156V189H154L152 192V194H154V195H156V197H159V199H157L155 196V199H154V197H153V199H154V201L153 202H155L156 203V201L157 200H161V197H162V200H164L163 199V197L165 198V195H166V193H165V195L163 194L162 195V193L165 191V187H167L166 185H165V183L166 182H169V181H166L165 182V180H164V178L166 177V179L168 180V177L169 178H172L173 179V176H174V179H173V181L174 182H178V180L181 178V177H183L184 175L186 176H184L185 177V182H184V180H181V182H180V180H179V182H178V184H180L181 183V185H182V183L185 185V183H188L186 180H187V178L190 180V178H191V180L193 179L192 177L194 176L193 175V170L194 169H198L197 171H195V173L196 172H198L199 174L200 173H204V172H206L205 174H207V175H205V174H203V177L205 176H209L208 175V173L211 171V167H213L214 165H216L215 164V162L218 160V159H220V160H218V161H222V162H219V165L217 166H215V167H213V169L215 170V169H218L217 171H214L213 169V171H211V172H213V173H211L210 172V175L213 177V179L211 180V178H209V177H211V176H209V177H207L208 179H207V181H206V178H205V180H203V182L205 181V182H214L213 183V187H215V182L216 183H218V185L217 186H220V184H223V185H228V184H224V183H222V182H224L225 181V183H228L229 181H228V177H229V179H234V178H237V176L239 177L240 175L239 174H241L242 176H244L245 174L243 173V172H245V171H241L240 170V172L241 173H239L238 171V167H239V165L237 164L236 165V163H235V161H238V160H233L232 161V166L233 167H235L236 169H237V171H236V169H235V171H234V169H233V171H232V166H231V164H227V162L228 163H231V158L233 159L234 157H235V159H236V157H237V154H239L240 155V160H241V158H242V160L244 161L245 159H248V160H246L247 161V165H249L250 164V162H249V160L251 161V159H249V156L247 157L246 156V158H244L245 157V155H247V153L244 155L243 154V151L241 152V148H242V146L244 147L245 146V144H244V141H245V139L244 138H246V137H248L249 139H247L246 138V140H249V142L250 143H247L248 145H249V148L248 147H244L245 148V150L248 148V150H246L245 152H249L248 154L250 155V158H251V156L253 155V154H257V153H259L258 155H259V157H260V154H262V152L264 151V149H263V147H262V145L264 144L263 142H264V140H262L261 141V139H263L264 137V132L263 133H259L258 134V132H259V128L260 127H263V129H264V124H263V122H264V119H263V117H264V115H263V111H260V110H262L261 108H263V106H264V81L262 80V85H261V87L263 86V91H262V89L260 90V91H262V92H260L259 91V94H258V92L256 93V94H254V93H252L253 92V90L254 89H256L258 86H260V85H258V86H256L255 87V85H254V82L251 84L250 82H251V80L249 81L248 80V77L250 78V76L252 75V74H256V72H257V74L258 73H261V74H263L262 72H259V71H255L256 69H258V70H260L261 71V66H263L264 65V60H262L261 61V66H259L260 68H258V66H257V68H255L256 66H255V64L256 63H258L259 61L258 60H261V59H258V56H256V55H254V53L256 54V52H257V55H259V58L261 57L262 59L264 58L263 57V55H264V27L263 28H260V26L259 25H256L255 23H253V22H255V20H256V22L258 21L257 19H259L260 20V22H262L260 25H262L263 23H264V21H263V19H264V6L263 7H260V6H262V5H264V4H262V3H264L262 0H253L254 1V3H251L252 5H253V9H252V6H251V4H250V9H252V10H250V11H253L254 10V8H256L257 6H259V8L261 9H259V8H257V9H255L253 12H250L249 14H251L252 13V16L251 17H249V18H251V19H249L248 18V16H250V15H245L244 16V14H246L247 12L246 11H248V10H246V9H249L248 8V5H247V8H246V5H244L245 3H250L252 0H247V1H245V3H244ZM155 2H157V4L155 3ZM255 2H260V5H255ZM162 3H164L163 4V6H161L162 5ZM239 3H241L242 5H244V6H242V8L240 9V7H239V5L241 6V4H239ZM258 3H256V4H258ZM153 5H154V7H153ZM156 5V6H155ZM157 6H159V7H161V8H159V7H157ZM152 7V8H151ZM157 7V8H156ZM163 7V8H162ZM168 9H167V8ZM165 8H166V10H167V12L169 13H164V11H166L165 10ZM169 8H170V11H169ZM213 8H215V10H212ZM216 8H217V10H216ZM233 8H239L238 9V11L239 10H243V12H241V11H239V12H241V13H243L242 14V16H244V17H242L241 19H242V21H241V19H240V17H241V14L239 13V15H238V11L236 12V10L234 11V9ZM149 9H154V10H149ZM155 9H157L156 11H155ZM222 9V10H221ZM227 9V10H226ZM147 11L146 12V14L144 13V11ZM150 11V13H148L149 11ZM161 11V12H163V13H159V11ZM164 10V11H163ZM228 11V13L230 12L229 10H231L232 12H233V14H231V13H229L230 15V17H231V19H232V21H231V19H228L229 18V16H227V14L226 13H224L225 14V16H227V17H225L224 16V14H223V12L222 11ZM257 10H259V12H257ZM263 10V11H262ZM212 11H215V14L217 13L218 15L220 14V12H221V14H222V20L221 19H218V21H217V19L215 20L214 18H216L217 17V14L215 15L214 14V12H212ZM217 11V12H216ZM220 11V12H219ZM225 11V12H226ZM143 12V13H142ZM156 12V13H155ZM171 12V13H170ZM244 12H246V13H244ZM261 12H262V14H261ZM204 13H207V14H204ZM234 13H236V15H234ZM253 13H254V15H255V17L256 18H254V15H253ZM257 13H259L258 15H257ZM148 14H150V15H148ZM156 16H155V15ZM221 14L218 16L219 18H221L220 16H221ZM146 17H144V16ZM147 15L148 16H150V17H147ZM158 15H161V16H158ZM169 15H170V17H171V19H173L174 21H176V20H180L182 17H185L186 19H187V22L188 23H186L187 25H191V23H193V21L196 19V18H198V19H206V21H208V19L210 20L211 18H213L214 19V22L215 21H217V22H220L221 21V25H219V23H218V25H217V23L215 22H212L213 21V19H211L210 20V22L208 21V22H206L205 20L203 21L204 22V24H203V26L201 25L203 22H202V20H199L200 22H201V27L200 28H203V29H201L200 30V28L198 27H196L197 28V30L196 31H198L199 33H200V35L198 36L197 34L198 33H196L195 31L193 32V34H192V37L194 38V40L196 39V38H200L199 40L197 39V42H196V40H195V43H197L198 45L200 44V46L202 45V47H205V48H201L200 46H199V49H200V52H202V50H204V49H207L204 53H205V57L206 58H208V60L210 61V59H209V57L208 56H210V54H214V53H216L217 51H215V49L216 50H226V51H220L219 53H217V54H219V55H215L214 54V56H215V58H214V56L213 55H211L210 57H212L213 58V60L211 59V61L210 62H208L207 64L205 63V61L207 62V59L204 57V58H202V57H200V58H202V59H198V57L201 55V54H203V52L202 53H200L199 52V49H196L197 50V52L198 53H196L197 54V60H199V63L200 64H202L203 62H200V60L202 61L203 59H205V61H204V63L206 64V65H208L209 63H211V64H209L208 66H206V65H204V63H203V65H204V67L206 66L207 68L209 67V70L205 67V68H203V65L200 67V70L202 71V68L204 69L203 71L205 72L206 70V72L208 73V71H211L210 69H212L213 67H214V69H212V70H214V71H216V68H217V70L220 72V70H223V71H221L222 73L221 74H219L217 71V73L219 74L218 75V78H219V76H221L219 79L217 78V76H216V73H214V72H212V73H214L215 74V76H216V78H217V82L216 83H218V81H221V83L223 84V82L225 81L227 84H228V86L232 83V81L230 80V79H232V75H231V73H235V74H237L239 71H242L243 73H245V78H243L244 76L242 75V74H240V73H242V72H240V73H238V76L239 77H241V76H243V77H241V80H244V79H246V80H244V82H249L250 84H248V83H243V82H240L239 80H238V76L236 75V79L237 80H234L235 78H234V76H233V78L234 79H232V80H234V81H238V82H236V83H238V84H243L242 86H247V84H248V88L250 87V88H252V92H250V93H248L251 89H248V88H244V87H240V85H236V88H237V86H238V88H239V92H238V88L236 89V88H232V86L234 85L235 86V84L236 83H234V81H233V83L231 84L232 86L231 87H229V88H225V87H227V86H225V85H227V84H225V82H224V86H223V88H225L224 90V92H225V94L227 93V92H229V93H233V90L235 91V89H236V93L234 92L233 94H235V95H237V93H239L240 95L241 94H244V92L247 90H249L248 92H246L248 95H249V97H252V99L251 100H253V99H256V100H253V102L254 101H256V105H252V107H250V105L251 104H254L253 102H251V100H250V98L248 97V95H246V93H245V95L244 96H241V97H243V99H246V98H249V100H246V101H250L249 103H251L250 105H248V107H250V108H247V106H246V108H245V106L244 107H241V106H243V105H247L248 104V102H246V101H244V100H242V101H239V102H242V103H239L238 102V100H237V102H236V100L235 99H238V97L239 98H241L240 97V95L238 94L237 96V98H235L234 100L232 99V97H230V94H229V97L227 98V100L226 99H223L222 101H221V98H225V96L226 95H228V94H226L224 97L222 96V92L220 91V90H223V88L222 89H220V87H222L221 86V84L219 83V84H216L215 82H213V81H211V83H215V85L214 84H212L211 85V83H209L210 82V80L209 79H207V78H205V76H208L209 74H211L212 75V73L211 72H209V74L208 75H205V73L204 72H202V73H204V74H202V75H200V70L198 69L199 68V66H200V64L199 63H197V62H194V60H196V57H194V55L196 56V54H195V52H194V54H193V58L192 59H194V60H192V59H189V61H190V63H191V60H192V63H191V69L193 70V71H197V72H199L198 73V75H199V77H201V78H203V75H204V80H206L209 84V87L210 86H213V87H215L216 85L218 86V88H217V86H216V88L221 92H219V95H214L213 93L215 92L214 90H215V88H213V95H214V97L215 96H218V98H219V100L220 101H218V103L216 102L218 99H217V97H215V98H213V95L211 94V96H209L210 95V93H211V88H208V89H211L209 92L210 93H207V95H206V92L203 94L207 99H210L209 101H213V103L214 104H212V105H214V106H212L211 105V103H209L207 100H206V102H204L205 100H204V97H203V95H202V99L204 100H202L205 104H204V106L206 105V103L208 102V105L210 104V106L209 107H211V108H209L208 106L206 107V108H209V109H207V110H210V111H206V112H208V113H206V112H204L205 111V107L203 106V103H202V101H201V98H198V97H195L196 95L197 96H199V94L201 95V93L199 92L200 91V89L199 90H195L194 88L195 87H197V86H195V87H193V89L196 91V92H199V93H196V95L194 96V95H190V93L192 94V92H190L191 90H192V88L190 89V87H192L191 86V84H189V78L191 77V76H193V77H197L196 76V74L195 73H197L196 71H195V73H194V75H193V71H191V69H189V71L187 70L186 71V73H185V71L183 72V71H181L182 73H180L179 74V76H183L182 74L183 73H185L184 74V76L186 75V74H189L190 75V77H188V79H187V76L188 75H186V81H188V84H187V86H189V89H190V91H189V89H188V87L186 86V83L187 82H185V83H183V80H181L182 81V84H183V86H184V84H185V89H188V93L187 92H183L184 91V87H182V91H181V89H174V90H177V94H178V91H179V96H178V98L177 99H179V97H181L180 96V92H182V93H185V95H187V96H185V98H187L186 100L188 101V104L185 102H182L183 101V98L182 99H180V101L179 100H176L175 101V97H177L176 95H175V92L176 91H174V93H173V89H170V88H172V87H174V86H176V85H178V86H176V87H178V88H180L181 86H179V82L177 81V78H178V68L181 66V64H179L178 63V65L176 64V63H174V60L169 56V54H170V50H171V47H172V45H173V43H172V41L171 40H169V38H168V35H169V33H168V27L166 26L165 27V20H167L166 18H168L169 17ZM215 15V16H214ZM234 15V16H233ZM238 15V16H237ZM261 15H263V17L261 16ZM140 16H142V18L140 17ZM152 16H153V18H152ZM212 16H214V17H212ZM257 16H261L260 18L262 19V21H261V19L260 18H258ZM154 17L156 18L155 20H154ZM166 17V18H165ZM239 17V18H238ZM246 17H247V19H249V20H246ZM138 18H140V19H138ZM151 18V19H150ZM165 18V19H164ZM225 18H227V20L225 19ZM233 18H234V20H233ZM243 18H244V20H246V22H244L243 21ZM150 21H149V20ZM164 19V20H163ZM238 19V20H237ZM240 19V20H239ZM252 19H253V22H252ZM137 20H139V21H143V25H139V24H141V22H138V23H136L137 22ZM148 20V21H147ZM153 22H152V21ZM228 20H230L229 21V23H231V24H233V25H231V28L229 29L228 28V25H230L229 23H228ZM144 21H146V23L148 24V22H149V24L148 25H145L146 23L144 22ZM154 21H156V23H155V25L154 26H152L153 24L152 23H154ZM163 21V23H164V25H163V23H161ZM224 21V22H223ZM239 22L238 24L237 23H234V22ZM247 21H248V23H250L251 22V25H252V23H253V25H254V27L256 26V28H254L253 27V29H252V27H251V25L249 24V26L247 25V24H245V23H247ZM157 22H158V24H157ZM199 22V23H200ZM222 22L224 23V24H226V27L225 26H223L224 24H222ZM241 22H244V23H242L241 24ZM259 22V21H258ZM138 24L137 26H139V27H137V26H135L136 24ZM145 23V24H144ZM206 23H210V25H211V27L209 26H206L205 24ZM228 23V24H227ZM135 24V25H134ZM213 24V25H212ZM214 24H216L215 26H214ZM244 25L245 24V26L247 25V27H251V31L252 30H255V33L254 32H252V34H250V30L249 29H247V33H244V31H243V29L242 28H244V27H242L241 25ZM159 26V27H161V29H159V27L157 28V26ZM204 25H205V28H204ZM238 27V29H239V27H242L240 30H238L237 31V29H236V26ZM137 27V28H135V27ZM141 26H143L144 28H141ZM148 26V27H147ZM164 26V27H163ZM218 26H223L222 28H223V30H230V32H229V30L228 31H226L225 30V32H229L230 34H231V29H232V26H234V28L232 29V30H235V31H233V32H236V34L237 35H239V33H240V31H241V36H239V38H237V39H234L237 35H234V37L232 36L233 34H228V35H230V41L232 42H234V44L236 43L235 41L237 40V44H238V49L240 50V51H237L238 49L235 47L236 45H233V43H231L230 42V45H229V41H228V39H229V36L227 35H225V34H223L224 32H220L219 30H221L220 29V27L218 28ZM257 26H259V27H257ZM263 26V25H262ZM152 27H153V29H152ZM208 27V28H207ZM214 27H215V29H214ZM247 27H245L244 28V30L247 28ZM140 28V29H139ZM146 28V29H145ZM149 28H151L152 30H150ZM166 28V29H165ZM210 28V29H209ZM217 28V29H216ZM258 28V29H257ZM259 28H260V30L261 31H263L261 34V37H260V33L258 34L257 32H258V30H259ZM144 29V30H143ZM165 29V30H164ZM205 29V30H204ZM207 29H208V31H209V33H208V31H207ZM212 29V30H211ZM139 30V31H138ZM142 30V31H141ZM150 30V31H149ZM159 30V31H158ZM211 30V31H210ZM215 30L218 32H215ZM250 32H249V31ZM144 31V32H143ZM148 31V32H147ZM201 31V32H200ZM222 31V30H221ZM202 32H204V35L205 36H202L203 35V33ZM205 32H206V34H205ZM212 32H213V34H212ZM218 35L219 34V36H220V38H219V36H217L215 33ZM243 32V33H242ZM249 32V33H248ZM221 33V34H220ZM256 33H257V35H256ZM194 34H195V36H194ZM207 34H210L209 36H207ZM212 34V35H211ZM249 35V37L250 38H252L253 36H255L254 38H253V40L251 39V41H249V38L247 37V36H245V35ZM254 34V35H253ZM216 35V36H215ZM224 35V36H223ZM252 35V36H251ZM259 35V36H258ZM196 36H198V37H196ZM207 36V37H206ZM212 36V37H211ZM214 36H215V38H214ZM226 36V37H225ZM243 36H245L244 38L245 39H247V42H248V44H252V45H249V49L248 48H246V47H248L247 45V42L245 41V39H244V41H242L243 40ZM256 36H257V38H256ZM202 37H203V40H201L202 39ZM209 37H211V39L209 38ZM221 37H225L226 38V41L227 42H224L225 41V39H223V38H221ZM234 39H232V38ZM258 37H259V39L261 40V41H258L259 39H258ZM152 38V39H151ZM208 39V41L206 42L207 44L209 43L210 44V41H211V44H210V47H208L209 45H207L206 43H205V39ZM214 38V39H213ZM263 38V39H262ZM210 39V40H209ZM219 39H221V40H219V42L218 43H220V45H217V42L216 41H218ZM232 39V40H231ZM239 39H240V41L242 42H239ZM258 39V40H257ZM39 40H42V41H45L46 42V45H42V42H41V44L40 43H38V41ZM224 40V41H223ZM254 40L255 41H258V42H254ZM122 41H123V43H122ZM125 41V42H124ZM200 41V42H199ZM202 41H203V43H205L206 45H207V47H206V45L205 44H201L202 43ZM212 41H214V42H212ZM262 41H263V43H262ZM45 42H43V43H45ZM239 42V43H238ZM245 42V43H244ZM251 42H254V43H251ZM259 42H261V43H259ZM138 43V44H137ZM216 43V45L219 47V48H221L224 44L223 43H226V45L227 46H230L231 47V49H232V51L233 50H236V51H233L232 53H230V51H231V49H229V47H226V45H224L225 47H224V49H218V48H215V47H217L216 45L215 46H212V44H215ZM259 43V45L258 46H263V48H262V51H261V53H258V49H259V52H260V50H261V47H257V45H255V44H258ZM122 44H124V45H122ZM223 44V45H222ZM235 47V49L234 48H232V45ZM240 44H241V46H240ZM254 44V45H253ZM120 45L121 46H123V48L125 47V46H127V47H125L124 49H121L120 51L121 52H119L118 51V47L120 48ZM132 45V46H131ZM196 45V44H195ZM194 45V46H195ZM198 45H196V48L198 47ZM205 45V46H204ZM243 45H245L244 47V49L246 50V49H248V51L249 52H245L244 53V55H245V57H244V55L243 54H241V55H243V57H241V55L239 54V53H243V50L244 49H240V48H243L242 46ZM184 47H186L187 49L186 50H184L183 49V51H184V53H183V55L181 56V61H183V60H185L186 59V56L187 55H189L190 56V58H191V54H190V50H191V48H189V43H187V41H186V43L183 45ZM251 46H252V48L253 49H251ZM254 46H256L255 48H254ZM137 47H138V49H137ZM215 48V49H213V48ZM209 48L211 49L210 50V52H209ZM256 48H258V49H256ZM147 49V51L149 50V49H152V50H149L146 54H144V51ZM195 50V51H196ZM227 50H228V53L230 54V56H229V54L226 56V52H227ZM244 50V51H245ZM252 50V51H251ZM255 50V51H254ZM39 51V52H38ZM151 51V52H150ZM212 51V52H211ZM213 51H215V52H213ZM247 51V50H246ZM254 51V52H253ZM208 52L210 53V54H208ZM222 52H224L223 53V55H225L223 58H224V60L226 59V61H227V64L224 66V65H222V61H223V59L222 60H220L219 62H221V66H220V68H222V66H224L222 69H218V67H217V65L219 64H217L216 63V61L214 62V59H216L218 56L220 57V55L222 54ZM237 52H239L238 54H237V56H238V60H240L241 61V59H242V62L243 61H245V60H247V58H250L249 60H247V61H249V62H247L248 63V65L249 64H253V61H255L256 59V63L255 64H253V66H255L254 68L253 67H251V74L249 73L250 71V68H249V66L248 65H243V64H245V62L244 63H242V62H240V64H238L239 62H237L236 60H235V58L234 57H236V56H234V54L236 55V53ZM251 52V53H250ZM252 52H253V56H252ZM142 53H143V55L144 56H142ZM200 53V54H199ZM221 53V54H220ZM246 53H250V54H246ZM206 54H208V55H206ZM231 54H232V56H234L233 58H234V63H235V61L237 62L236 64L237 65H239L240 67H237L235 64H232V61H233V59L231 58L232 56H231ZM223 55H221V56H223ZM251 55V56H250ZM262 55V56H261ZM217 56V57H216ZM247 56H249V57H247ZM254 56L255 57H257L256 59H254ZM219 57H218V59H219ZM239 57H240V59H239ZM254 59H252V58ZM228 58H230V59H228ZM218 59H216V60H218ZM228 59V60H227ZM232 59V60H231ZM196 60V61H197ZM231 60V61H230ZM253 60V61H252ZM186 61H188L187 59H186ZM229 61H230V63H229ZM252 61V62H251ZM258 61V62H257ZM112 62H115V63H112ZM213 62V63H212ZM218 62V61H217ZM263 62V63H262ZM110 63V64H109ZM193 63H195V70L193 69ZM216 65H215V64ZM226 62H224V64H225ZM228 63L230 64V65H235L236 66V69H237V71L235 70V72H234V67L235 66H233V68H232V66L230 67L229 65H228ZM260 63V62H259ZM258 63V64H259ZM105 64H109L108 66H106V67H102V68H100L101 66H103V65H105ZM113 64V65H112ZM196 64H197V69L199 70H197L196 69ZM199 64V65H198ZM212 64H214V66L212 65ZM175 65H177V67L175 66ZM229 66L228 67V69H227V67L226 66ZM257 65V64H256ZM260 65V64H259ZM212 68H211V67ZM244 66V68L246 67V66H248V68L246 69L245 68V71H243L244 70V68H242V67ZM216 67V68H215ZM225 67H226V69H225ZM229 68H232V69H229ZM241 68V69H240ZM252 68H253V70H252ZM98 69V70H97ZM206 69V70H205ZM238 69H240V70H238ZM263 69H264V66H263ZM262 69V70H263ZM95 70H97L96 71V73H93ZM224 70H228V71H230V73L229 72H224ZM247 70V71H246ZM253 71H255V72H253ZM190 72H192L191 74H190ZM263 72H264V70H263ZM206 73V74H207ZM223 73H229V76H228V74H227V78H228V80L231 82H229V81H227V78H224V76H222V75H225V74H223ZM247 73V74H246ZM213 74V75H214ZM250 74V75H249ZM260 74V75H261ZM210 75V76H211ZM212 75V76H213ZM230 75H231V78H230ZM241 75V76H240ZM249 75V76H248ZM254 75H252L251 76V78H254V80L255 81H258L257 80V78L259 79V81L261 80V78L262 77H260V75H257L258 77L255 79V77H254ZM264 75V74H263ZM262 75V76H263ZM180 77V79L181 78H185V77ZM210 76H208L209 78H211V79H213L212 77H210ZM246 76H248V77H246ZM256 76V75H255ZM193 77L191 78V79H193ZM214 77V76H213ZM222 77L225 79H222ZM226 77V76H225ZM200 78V79H201ZM250 78V79H251ZM174 80V82L176 81V85L173 83V81H171V80ZM180 79H178V80H180ZM197 79H199L198 77H197ZM199 79V81H201V82H199V84H201L202 82H203V79H201L200 80ZM262 79H264V78H262ZM224 80V81H223ZM248 80V81H247ZM253 80V81H254ZM192 81V80H191ZM196 82H197V80H195ZM194 81V79H193V81L192 82H195ZM192 82H190V83H192ZM197 82V83H198ZM240 82V83H239ZM171 83H173V84H171ZM197 83H195L194 85H198ZM245 84V85H244ZM256 84H261V82L259 83V82H256ZM172 87H171V86ZM174 85V86H173ZM192 85H193V83H192ZM204 85V82L201 84V85H198V86H201L200 88L202 89L203 86ZM207 85V84H206ZM205 85V86H206ZM207 85V86H208ZM250 85V86H249ZM170 86V87H169ZM233 86V87H234ZM252 86V87H251ZM254 86V87H253ZM167 88H168V90H167ZM197 88H199V87H197ZM233 90H232V89ZM242 88H244V89H242ZM216 89V90H217ZM230 90V91H227L226 92V90ZM242 89V90H241ZM258 89H259V87H258ZM171 90V91H170ZM204 90H207V87H206V89H204L203 88V90L202 91H204ZM217 90V91H218ZM245 90V91H244ZM168 91L170 92V94H169V96H172L171 94L173 93V100H174V102H175V106H176V103H178V102H181L180 104V107H179V105H177L178 107H179V111L176 109L177 108V106L174 108V109H176V111L175 110H173V105H174V103H173V100H172V98H169L167 95H166V92L168 93ZM217 91L215 92V93H217ZM244 91V92H243ZM255 91H257V89L255 90ZM194 92V91H193ZM223 92V93H224ZM242 92V93H241ZM119 93H121V94H119ZM181 93V94H182ZM187 93V94H186ZM193 94H195V92L193 93ZM209 94V95H208ZM218 94V93H217ZM232 94V95H233ZM250 94H251V96H250ZM252 94H254V97H253V95ZM258 94V95H257ZM262 94V96H260ZM174 95H175V97H174ZM182 95H184V94H182ZM224 95V94H223ZM231 95V96H232ZM235 95H234V97H235ZM188 96L189 97H192V96H194V97H192V98H194V99H192V100H194L193 102H194V104L196 105V102H195V98H197L198 100V102H201L202 104H201V107H204L203 109H204V111H202L203 109H201L200 108V106H198L200 103H198L197 102V108H195L196 106L193 104V108L191 107V105L189 104L192 100L191 99H188ZM209 98H208V97ZM221 96V97H220ZM245 96H247L246 98H245ZM256 96V97H255ZM182 97H184V96H182ZM199 97H201V96H199ZM213 99H212V98ZM227 97V96H226ZM168 98V99H167ZM205 98V99H206ZM229 98H231L232 100H230ZM139 99V100H138ZM169 100V99H171V100H169L168 102L169 103H167L166 101L167 100ZM216 101H215V100ZM230 101H229V100ZM242 99V98H241ZM240 99V100H241ZM182 100V101H181ZM185 100V99H184ZM200 100V101H199ZM259 100V101H258ZM178 101V102H177ZM190 101V102H189ZM225 101V102H224ZM163 102H165V105L166 104H169V106H166V107H171L172 108V111L176 114V112L178 111V115L176 114H174L172 111H171V108H165L164 106V104H163ZM215 102H216V104H218V106H220L221 108H219L218 106H216V104H215ZM222 102V103H221ZM224 102V103H223ZM227 102H229L228 104H226ZM232 102V103H231ZM235 102V104L233 105V103ZM244 102H246V104H244ZM170 103H171V105H170ZM173 103V104H172ZM220 103H221V105H220ZM230 103L232 104L231 105V108L230 109H226L227 110V112H226V110H223L224 108H226L227 106H225V105H230ZM236 103H238L239 104V107L240 108H237V109H239V112H240V114H239V116L237 115L239 112L237 111V109H235V107H238V105L236 104ZM162 104L164 105V106H162ZM184 104V105H183ZM185 104H187V106L185 107V108H183L182 106H185ZM222 104H224V105H222ZM241 104V105H240ZM93 105V106H92ZM236 105V106H235ZM263 105V106H262ZM43 107L45 106V105H42ZM47 106V105H46ZM44 107V108H48V107ZM190 106V107H189ZM216 106V107H215ZM235 106V107H234ZM43 107H41V109L40 110H42L43 111ZM56 107V106H55ZM55 107L53 108V110L51 109V114L53 113V111H56V109H57V107H56V109H55ZM93 107V108H92ZM182 107V109H185L186 111H184L183 110V112H185V113H182V115L180 114V111H182V109L180 110V108ZM222 107H223V109H222ZM233 107V108H232ZM189 108V109H188ZM190 108H192L191 110L192 111H190ZM244 108H245V110H244ZM50 109H44V110H49L50 111ZM55 109V110H54ZM84 109H86V110H84ZM162 109H163V111H162ZM169 109V110H168ZM193 109L195 110V109H198V110H195V111H193ZM201 109V110H200ZM221 109L223 110L222 112H224V113H221ZM231 109H233V111L231 110ZM241 109V110H240ZM248 111H247V110ZM250 109H251V111L253 110V111H255V112H251L250 111ZM256 109L258 110V109H260L259 111L261 112L260 113V115L261 116H263V117H261L260 115H258V111H256ZM264 109V108H263ZM187 110H189V111H187ZM214 111V114H213V112L212 111ZM232 111L233 112V114H234V112L235 113H237L236 115H237V117L235 118L234 116H230L231 114H232V112H231V114L229 113V111ZM236 110V111H235ZM243 110V111H242ZM85 111V112H84ZM91 111V112H90ZM93 111H94V113H93ZM95 111L97 112L96 114H95ZM197 111H199L200 113H198ZM203 112V114H202V112ZM250 111V112H249ZM72 112H73V110H72ZM141 112V113H140ZM170 112V113H169ZM188 112H193V113H195V112H197L196 114H202L204 117L206 116V115H208V117L206 118H204L202 115H201V117L200 118H196L195 116L194 117H192V119H193V121H192V119H189L193 114L192 113H188ZM226 112V113H225ZM242 112V113H241ZM245 112H249V114L250 113H253V114H255V113H257L256 115L257 116H255V115H253V114H245ZM159 113H161V115H163V118L161 119V117L162 116H159ZM188 113V114H187ZM206 113V114H205ZM210 113H212V115H214V116H212ZM215 113H216V115H215ZM219 113H221V114H219ZM227 113H229V114H227ZM54 114V113H53ZM95 114V115H94ZM139 116H138V115ZM140 114H143V115H141L140 116ZM185 114V115H184ZM186 114H187V117H188V119L190 120V125L189 124H187V123H189V120L187 121V118L186 117H183V116H186ZM196 114H194V115H196ZM205 114V115H204ZM217 114H219V115H217ZM225 114V115H224ZM232 114V115H233ZM243 114H245V115H243ZM84 115H85V117H84ZM93 115V116H92ZM209 115H211V116H209ZM222 115H224V117H226L225 118V121H224V118L222 117L221 118V116ZM226 115H228L229 116V118H228V116H226ZM235 115V114H234ZM243 115V118L242 117H240V116H242ZM66 116H68V114L66 115ZM138 116V117H137ZM180 116V117H179ZM199 116V115H198ZM219 116H220V119H219ZM246 116H248V119L246 118ZM249 116H251V117H249ZM253 116H255L256 117V119L253 117ZM260 116V119L261 120H257V119H259L258 117ZM232 117V118H231ZM240 117V118H239ZM252 117L254 118L253 120H256V121H251V119H252ZM69 119L71 118V116H69L68 117ZM165 118V119H164ZM176 118H178V119H176ZM201 118H203V120L201 119ZM231 118V119H230ZM251 118V119H250ZM63 119V118H62ZM145 119H146V123H145ZM165 120V121H163L162 122V120ZM176 119V120H175ZM199 119H200V121H203L204 122V124H203V122L202 123H200L199 122V125H201V124H203L204 125V128H202L203 126L201 125V126H199L197 123H198V121H199ZM228 119V120H227ZM233 119V121L231 122L230 120H232ZM243 120V121H241V124H239V125H237V121L238 120ZM247 119V120H246ZM87 120H85V121H87ZM142 120V121H141ZM223 120V121H222ZM228 121V123H227V121ZM239 120V121H240ZM172 121V122H171ZM185 121V122H184ZM186 121H187V123H186ZM207 121V122H206ZM235 121V122H234ZM245 121H247V122H245ZM140 122H143L142 124H140L139 123V125H138V123ZM164 122H166L167 123V126L164 124ZM168 122H170L169 124H170V127H169V125H168ZM185 124H187L186 126H183V128L182 129H178V127L179 126H182L184 123ZM206 122V123H205ZM213 122H215L216 123V125H215V123H213ZM223 122V123H222ZM225 122L227 123V124H225ZM207 123H208V125H207ZM213 123V128H212V126H211V124ZM238 123H240V122H238ZM245 123V124H244ZM196 124H197V128H202L201 129V132H199V133H201V134H199V140L198 139H196V137L198 136H196V134H197V132L196 131H198L199 129H194V128H196L195 126H196ZM234 124H236V125H234ZM243 124V125H242ZM261 124H262V126H261ZM172 125V126H171ZM191 125H192V127L193 128H191ZM205 125H207L208 127L207 128H209L210 126V132H209V129H207L206 130V128H205ZM210 125V126H209ZM258 125L260 126L259 128H258ZM190 127V129L192 130L191 132L193 133H195L193 136L192 135H190V134H192L190 131H188V129H189V127ZM214 126H216L217 128V130L214 128ZM238 128H237V127ZM241 126V127H240ZM257 126V127H256ZM162 127H164V128H162ZM166 127V128H165ZM184 127H186V130H187V132L185 131V129H184ZM223 127V128H222ZM254 127H256V128H254ZM181 128V127H180ZM211 128H212V130H211ZM237 128V129H236ZM244 128V129H243ZM246 128H249V131H251L252 133H250L248 130H245ZM250 128H251V130H250ZM259 130H258V129ZM160 129H161V131H160ZM184 129V130H183ZM205 129V130H204ZM257 129V130H256ZM262 128H261V130H263ZM180 130H183V132H181ZM222 130V131H221ZM236 132H238V133H240V134H243V135H240V137H238L236 134H234V132L235 131ZM243 130L244 131H248V133L249 134H246L245 132L244 133H241V132H243ZM254 130V131H253ZM260 130V131H261ZM178 131V132H177ZM200 131V130H199ZM205 131H208V134L210 133V134H212V136L209 134V136H211V138H209L208 137V134L206 135V133H205ZM240 131V132H239ZM258 131V132H257ZM188 132H190V133H188ZM221 132V133H220ZM235 132V133H236ZM254 132V133H253ZM161 134L162 136H165V137H163L162 138V136H159L158 134ZM185 133H187L188 134V138H187V135L185 134ZM255 133H257V135H259V137H257L256 135H255ZM159 136L158 138H157V135ZM184 134H185V136H184ZM236 135V139L237 140H235V138H234V135ZM245 134V135H244ZM261 134H262V136H261ZM233 135V136H232ZM239 135V134H238ZM247 135V136H246ZM229 136H232V138L230 139V137ZM241 136L243 137L244 136V138H241ZM246 136V137H245ZM254 137V139L257 137V138H259V139H255V141L257 140V143L259 142L258 140H260V143L262 144L261 145V148H262V150L260 151L259 149H260V143H256L257 145H256V147H253V146H255L254 145V141H253V137ZM256 136V137H255ZM260 136H261V139H260ZM155 138H156V140L158 141V142H155L156 140H155ZM159 138H161V139H159ZM198 138V137H197ZM207 138H209L208 139V141H206L207 140ZM239 138V139H238ZM244 139V140H241V139ZM252 138V140H250ZM228 139V140H227ZM159 140H161V141H163L162 143L161 142H159ZM226 140H227V142H230V140H233V141H231V142H239L240 144H241V142L243 141V143L242 144H244V145H240L239 143H238V145H240L241 147L239 148L238 147V145L236 144V142L235 143H233V144H235V147L233 146V144L231 145V144H229V143H227L226 142ZM235 140V141H234ZM253 141V143L251 144V142ZM156 144H155V143ZM226 142V143H225ZM158 143V144H157ZM245 143H246V141H245ZM144 144V145H143ZM159 144H161V146L159 145ZM226 144V145H225ZM229 144V145H228ZM141 145H143V146H145V145H147V147H145V148H143V146H141ZM152 145H156L155 147L154 146H152ZM237 145V146H236ZM139 146H140V148H139ZM148 146H151L152 148H155V149H152L151 147H148ZM199 146V147H198ZM203 146H205V147H203ZM211 147V148H209V147ZM212 146H213V149L214 150H218V151H224V152H226V146H230L229 148L227 147V151L228 152H226V153H224L223 151H222V153H223V156H222V153L220 154V152H215L214 150H211L212 149ZM219 146H225L224 148L222 147L221 149H218V148H220ZM251 146V147H250ZM163 149H162V148ZM194 147H195V152H194ZM196 147H197V149H196ZM201 147H203V148H205V150L203 149V148H201ZM206 147H207V149H206ZM218 147V148H217ZM236 148V150H237V152L236 151H234V148ZM252 147L254 148V149H252ZM149 148V149H148ZM150 148L152 149V150H150ZM162 149V150H157V152H156V149ZM199 148V149H198ZM208 148H209V150H210V152L211 151H214L215 153H216V157H217V159L215 160V162H214V158H213V155L215 154L214 152H208L209 150H208ZM215 148H217V149H215ZM237 148H239L240 149V151H238L239 149H237ZM250 148H251V150H250ZM255 148H257L256 150H259V151H257V153H252V155H251V152L250 151H252L253 150V152H255L256 150H255ZM259 148V149H258ZM105 149V148H104ZM201 149V150H200ZM230 149L233 151V152H236V153H233V152H231V153H233V154H236L234 157L233 156H231L230 157V155H233V154H230L229 152H230ZM243 149V148H242ZM134 150H136V151H134ZM149 150V151H148ZM197 150H198V152H200L201 153V155H202V159L203 158H206V157H203L206 153L207 154H211L210 156L209 155H207L208 157H207V161H206V159H204L205 160V162L206 163H209V162H211L212 164H205L204 163V161L202 162V161H200L201 163H203V164H205L206 166H207V168L208 167H210L211 165H213V162H214V165L213 166H211L210 168H206V167H204V165H202L201 163L199 164V159L201 160V158L199 157L200 155V153H198V155H197ZM146 151V152H145ZM155 151V152H154ZM204 151H207V152H205V154L203 155V153H204ZM137 152H139V153H137ZM239 152H241V153H239ZM244 152V153H245ZM140 154L141 156H138V157H140V159H138V157L137 158H134V156L136 155L137 156V154ZM160 155H159V154ZM189 153H190V158H191V160H192V158H194V156L192 157V153H195L198 157H196L198 160L196 161V163H194L193 161V163L191 162L190 163V161L188 160V164H186V165H184V166H186V167H182L183 165L182 164H185V163H187V159L185 158V157H188V159H189ZM227 153H229L230 155L229 156H227L228 158V161H227V159H226V154ZM264 153V152H263ZM149 154H152V155H149ZM194 155V154H193ZM225 155V156H224ZM228 155V154H227ZM238 155V156H239ZM242 155H244V157H242ZM257 155V156H258ZM156 156L158 157V156H161L163 159H164V161L167 159V158H169V159H167V160H169V161H167L166 160V163H167V165H168V163H169V165L172 163V164H174L173 166H172V164L169 166L168 165V167H169V169H168V167H166V163H164L163 161H161L162 160V158H159L158 157V159L156 158ZM185 156V157H184ZM214 156V157H215ZM254 156V155H253ZM253 156H252V159L255 161V166L254 165H252L253 163H252V161H251V166H253L252 168L253 169H255L254 171L256 172V170L260 167V165H262L261 167L262 168H264V165H263V161H262V158H263V160H264V157L262 156V158H258V157H256V158H258V159H256L255 158V156H254V158H253ZM144 158V160L145 161H143V158ZM173 157V158H172ZM179 157H181V158H179ZM210 157V160H208V158ZM225 157V158H224ZM154 158L156 159V160H154ZM185 159L186 160V162L184 161V160H182V159ZM238 158V159H239ZM138 159V160H137ZM159 159H161V160H159ZM173 159L176 161L177 160V163L176 162H174L173 161ZM211 159H213V160H211ZM153 160H154V162H153ZM158 160V161H157ZM181 162H180V161ZM238 161V162H240V166L241 167H243V168H241V167H239V168H241V169H244L245 168V170H246V172L245 173H247V169L249 168V167H251L250 165H249V167L247 168V165H246V167H244L243 166V163H241V161ZM259 160V161H258ZM159 161H161V163H159ZM213 161V162H212ZM218 161H217V164H218ZM227 161V162H226ZM242 161V162H243ZM253 161V162H254ZM258 161V162H257ZM262 161V162H261ZM152 162H153V164H152ZM178 162H179V164H178ZM183 162V163H182ZM249 162V163H248ZM262 163V164H260L259 165V167L258 166H256V165H258L257 163ZM133 163H131V165H133ZM163 163H164V165H163ZM182 163V164H181ZM234 163H235V166H234ZM178 164V165H177ZM190 164V165H189ZM194 164H196V166H199V165H202L203 166V168H202V166L200 167L201 168V170L202 169H204V168H206L207 170H210L209 172L205 169V171L204 170H202V171H200V168H198V167H196V166H193ZM242 164V165H241ZM246 164V163H245ZM244 164V165H245ZM138 165V164H137ZM152 165H153V167H152ZM179 165H182V166H179ZM187 165H189V166H187ZM193 166V167H191L193 170H191L192 171V174L190 173V170H189V168H190V166ZM210 165V166H209ZM220 165H223V166H220ZM225 165V166H224ZM176 166H178V167H176ZM220 166V167H219ZM227 166H231V169L230 168H228ZM131 167H134V166H129V168H130V170L131 169H133V168H131ZM157 167V168H156ZM180 167V168H179ZM181 167L182 168H184L186 171L187 170H189V172H188V174H187V172H186V174H185V171H184V173H183V171L181 170ZM188 167V168H187ZM196 167V168H195ZM218 167V168H217ZM221 167H224V169L227 167V170L228 171H231L233 174L231 175L230 173L231 172H228V173H226L227 172V170H222V169H219V168H221ZM254 167H256V168H254ZM259 168V170H257V171H262L263 169L262 168ZM170 171L169 173H171V174H167V172L166 171H168L167 169ZM170 168H173V169H170ZM177 168V169H176ZM190 168V169H191ZM247 168V169H246ZM251 168V169H252ZM127 170H128V173L127 174H130V173H132V171H130L129 169H128V167L126 168ZM165 169V170H164ZM174 169H176L177 171L175 172V170ZM179 169L181 170V171H179ZM183 169V170H184ZM261 169V170H260ZM126 170V171H127ZM163 170H164V172L167 174H165V176H164V172H163ZM219 170L221 171L220 173H222V172H224L225 174L223 175V174H220L219 173ZM250 170V169H249ZM248 170V171H249ZM129 171H130V173H129ZM137 171V172H138ZM226 171V172H225ZM251 171V172H250ZM249 172L250 173H253L252 172V170H250ZM264 171V170H263ZM177 172H178V176H179V179L177 178L178 176H177ZM208 172V173H207ZM218 172V173H217ZM249 172L247 173V174H249ZM254 172V173H255ZM158 173V174H157ZM189 173L192 175V177H191V175H189ZM216 173V174H215ZM234 173H236L235 174V177L233 176L234 175ZM258 174L260 173V172H257ZM154 174V175H153ZM159 175V174H163V178H162V180H163V182H165V183H163V182H161V179H159L158 180V178H159V176H157V175ZM182 176H181V175ZM202 174H200V175H198V174H195V176H194V178H197V179H203V177H202ZM228 174V176H226ZM229 174H230V176L232 177V178H230V176H229ZM246 174V175H247ZM257 174V175H258ZM260 174H262V173H260ZM138 176V177H136V176ZM141 175V176H140ZM172 176V177H170V176ZM177 177H176V176ZM217 175V177L219 178H217V179H215L216 181H214V178H215V176ZM237 175V176H236ZM154 176V178L156 179V182H154V181H152V180H155L154 178H152ZM157 178H156V177ZM162 176V175H161ZM181 176V177H180ZM188 176H190V178L188 177ZM223 176H226V178L225 179H222V180H224V181H222L221 180V183H219L220 181V179L223 177ZM184 177H183V179H184ZM200 177H202V178H200ZM234 177V178H233ZM260 177V176H259ZM178 180H177V179ZM261 178V177H260ZM134 179V178H133ZM140 179L138 180L139 182H140ZM148 179H150V180H148ZM182 179V178H181ZM190 180V181H191ZM194 180V179H193ZM217 180L219 181V182H217ZM226 180H227V182H226ZM159 181V182H158ZM172 180H170V182H173ZM139 182H137V184H138V186H140L139 185ZM158 182V183H157ZM176 182V183H177ZM205 182H204V184H205ZM157 183V184H156ZM159 184H161V185H159ZM166 184H169V183H166ZM172 184H175V183H170L169 184V186L170 185H172ZM211 184V183H210ZM209 184V185H210ZM129 185H133V184H131V183H129ZM156 185V186H155ZM158 185V186H157ZM163 185H164V187H163ZM175 185H177V184H175ZM180 185V186H181ZM193 185H195V184H193ZM201 185V184H200ZM200 185H198V187H197V185L195 186L197 189H198V192H200V191H204L203 193H196V195H197V197L196 196H191V194L192 195H195V192L197 191V189H194V190H192L194 187L193 186H191V187H189L188 189H186V185L184 186V187H181V188H178L179 190H180V192L181 191H183V192H181L182 193V195L184 196V194L186 193L184 190L186 189L187 190V192H189V196H188V194H185V196L186 197H190L191 196V198H188V200H187V198L185 197H183V196H181L180 198H179V195L181 194L180 192H177L178 191V189L176 190V193H180V194H171V195H173V196H175V197H173V199H172V197H170V200L172 199L173 201L175 200L174 198H177L176 196H178V198H179V200H178V198L176 199V203L178 202V201H183V203H184V206H183V203L181 204V202H178V203H180V204H176L175 203V207H176V205H177V208H178V205H182L181 206V208L182 207H185V205H187L185 208H187V210H185L184 208L182 209V210H180V212L179 213H182L183 211H186V212H189L188 210L191 208V210H190V212H189V218H190V220H188L189 218L187 217V219H185V218H182V217H180L181 219H178V220H183L182 222L181 221H179V222H181L180 224H179V226H180V228H182V226H183V224H186V222H187V220H188V222H187V225H188V223L190 224V226H187V227H189L190 229H191V227H193V230L191 229V231H190V229L188 230H186L185 229V227H186V225H184V228H182V231L184 232V230L186 231L185 232V234L187 233V234H189V232L190 233H193V232H195L194 230H196L195 229V227H194V224H192V223H195V225L196 226H199V224L197 225L196 224V222H193L194 220H198L197 221V223L200 221V218H198V213H201V212H198L199 210L198 209H200V211H201V204L203 203V202H206L207 201V205L204 207V209H206L205 210V212L206 213H208V211L210 210V209H212V210H214L213 212H209V213H211V214H207V215H209L208 217H211L212 218V214L215 216V214L217 213V211H216V213H215V209L217 208H220V207H216L217 206V204H216V202H218V204H219V206H221L222 204L223 205H228L227 203H228V200H229V198L231 197V195L230 194H232V190H236V192H235V190L233 191V193L235 194V193H237L238 194V188H236V187H232L231 189L229 188V190H228V192H230V190H231V192L229 193V194H227L226 192H227V190L225 189V187L224 186H222V187H224L223 189H222V187L220 188H218L219 189V191H218V189H216L215 190V188H214V192H215V194H216V196L215 197H217V195H218V197L217 198H219V200L221 199V200H223L224 199V197H227V203H226V201L225 200H223V201H225V204L223 203V201H221L220 200V202H219V200L218 199H216L213 195H215V194H213L210 190H213V189H208L211 193H210V195H211V197H213L212 199L213 200H211V197H210V195H209V193H208V190L204 187V188H202V186H200ZM203 185V184H202ZM207 185H208V183H207ZM179 186V187H180ZM183 186V185H182ZM187 186H189V185H187ZM199 186H200V188H202V189H200L199 188ZM162 187V188H161ZM211 187H212V185H211ZM159 188H161V190H158V192H161V191H163V192H161V193H157V189H159ZM164 188V189H163ZM182 188H183V190H182ZM226 188H227V186H226ZM163 189V190H162ZM228 189V188H227ZM189 190H191V192L189 191ZM205 190H207V192H205ZM192 191H195L194 193H192ZM149 192V189H146L145 190V188H142L140 191H139V193H142V195H144V194H146V193H148ZM216 192H218V193H221V194H218V193H216ZM175 193V192H174ZM191 193V194H190ZM204 193H206V195L209 197V199L212 201V203H215V204H212L211 205V202H210V200L208 199V197H207V199L209 200V202H208V200L205 198H202L201 196H205V194ZM208 193V194H207ZM159 194H161V195H159ZM198 194H201V196L199 195V197L201 198H199L198 197ZM224 194V195H223ZM228 196H227V195ZM234 194H232V198L229 200V207L233 210V211H235L237 208H236V206H234V205H231V204H235L234 202H235V200L234 199H236V194H235V197H234ZM167 195H169L170 196V194H168L167 193ZM219 195H220V197H219ZM230 196V197H229ZM193 197V198H192ZM184 198V199H183ZM195 198V200L194 201H196L198 198L201 200H197L198 202L200 201V202H202V203H198L197 201V203L199 204V205H197L193 200H191V199H194ZM216 200H218V201H216ZM223 198V199H222ZM157 199V200H156ZM167 200H169L168 199V197L166 198ZM166 199H165V201H162L161 200V202H166L165 203V206L166 205H169V206H167L168 208L170 207H174V203H172L173 205L172 206H170V204H169V202L171 203V201H166ZM182 199V200H181ZM186 199V200H185ZM189 199H190V201H189ZM203 199V200H202ZM156 200V201H155ZM206 200V201H205ZM232 200H234L233 202H231ZM186 201H188L189 203L191 202V204H194V208H193V206L192 205H189L188 206V204L189 203H187ZM0 206H1V208L0 209H2V207H3V205L5 204V199L3 198V199H1L0 198ZM157 202H159V201H157ZM161 202H159V203H157V204H155V203H153V204H155L154 206H156L157 205V207H159V206H163L162 208H156L157 209V211L159 212V211H161V212H159V213H163V211L164 210H162L163 208L164 209H166L165 211L167 212H165L164 211V213H166L165 215L167 216L168 215V217H170L171 215V213H170V211H168V209L166 208V207H164V205H158V204H164V203H161ZM175 202V201H174ZM222 203V204H221ZM152 204V205H153ZM222 205V207L224 208V206ZM192 206V207H191ZM196 206V207H195ZM198 206V207H197ZM211 207L212 206V208H206V207ZM172 207V210H174V211H176L177 210V208H173ZM190 207V208H189ZM214 207H215V209H214ZM221 207V208H222ZM154 207L153 206H151V214L152 213H154L155 214V208L153 209ZM180 208V209H181ZM198 208V209H197ZM226 208V209H225ZM225 210H226V212L225 213H227V210L228 209H230V208H228V206L226 207L225 206ZM159 209H161V210H159ZM198 211H197V210ZM216 209V210H217ZM223 209V210H224ZM192 210H193V212H192ZM196 210V211H195ZM212 210H210V211H212ZM220 210V209H219ZM223 210H221V211H223ZM231 210V211H232ZM1 211H3V210H0V213H1ZM154 211V212H153ZM156 211V212H157ZM177 211H179V209L177 210ZM176 211V212H177ZM230 211V212H231ZM233 211L231 212V213H233ZM238 211V210H237ZM170 214H169V213ZM197 212V213H196ZM204 212V211H203ZM229 212V211H228ZM227 213V215L229 216V215H232L231 213ZM3 213V212H2ZM190 213L192 214V213H194L193 215H191V216H193V217H191L190 216ZM196 213V214H195ZM150 214V213H149ZM148 214V215H149ZM150 214V215H151ZM153 214V215H154ZM178 214V213H177ZM184 214V213H183ZM262 214V213H261ZM147 215V217H144L145 219H147L149 216ZM164 215V214H163ZM173 217H172V220L174 219V217L175 216H177L176 214H174L173 213ZM180 214H178V216H179ZM186 213L184 214V216L186 217ZM197 215V216H196ZM198 218H196V217ZM213 216V217H214ZM234 216V215H233ZM238 216V215H237ZM262 216H263V214H262ZM165 217V216H164ZM196 218V219H194L193 220V218ZM167 217H165V219H166ZM192 218V219H191ZM140 219V221L143 219V217L142 218H139ZM139 219H137L136 221H135V223H134V226L135 225H138V224H140V223H138L139 222ZM145 219H144V221L142 220V222H146L145 221ZM149 219H150V217H149ZM148 219V220H149ZM169 218H167L165 221L166 222H169L170 223V221H172L171 220V217H170V221L168 220ZM185 219V220H184ZM147 220V221H148ZM164 220V219H163ZM168 220V221H167ZM176 220H177V218H176ZM175 219H174V222H177ZM191 221H192V223H191ZM137 222V223H136ZM173 222V221H172ZM173 222V223H174ZM191 225H193V226H191ZM172 225L170 224V227H171ZM173 226H175V227H173ZM171 228H172V230L173 231H175V232H173V233H176V230H178L179 229V231L177 232V234H182V235H180L179 237H178V235H176V234H173L172 232V234H173V236L175 237V238H177V240L179 239V238H181V240L182 239H184L185 240V242L187 241V238H188V236H191V234L190 235H187L186 234V236H187V238H186V236L182 233V232H180V228H179V226H177V223H176V225H173ZM177 226V227H176ZM176 230H175V229ZM184 229V230H183ZM9 230H11V228L9 229ZM171 230V229H170ZM171 230V231H172ZM187 231H189V232H187ZM193 231V232H192ZM10 233H12V231H9ZM180 232V233H179ZM176 235V236H175ZM11 237H12V239L11 240H13L12 241V243H13V246H14V248L15 249H18L19 250V247H18V244H17V239H16V237H14V235H13V233L11 234ZM132 237H134V235L132 236ZM180 240V241H181ZM184 240H182V242L184 241ZM179 241V240H178ZM182 242H180V244H181V247L183 246L182 245ZM184 242V243H185ZM10 243V242H9ZM183 243V244H184ZM187 247V244L185 243V248ZM183 248V250L185 249L184 247H182ZM184 251H188V249H186V250H184ZM7 256V257H6ZM9 257V255H8V252H7V248L5 247V248H3L2 247V245L0 244V264L1 263H3V264H8V258ZM193 258V257H192ZM1 259H2V261H1ZM194 259V258H193Z\"/></svg>", "mask_w": 264, "mask_h": 264}, {"label": "water", "instance_id": "obj_3", "mask_svg": "<svg viewBox=\"0 0 264 264\" xmlns=\"http://www.w3.org/2000/svg\"><path fill=\"white\" fill-rule=\"evenodd\" d=\"M204 14H207V13H204ZM199 20H202V19L196 18L193 21V23H191V25L186 24L188 22L185 17H182L180 20L174 21L173 19H171L169 15V17L166 20V24L168 26V33H169L168 38L173 43L169 56L174 60V63H176L177 65L179 63V59L184 53L183 49L184 50L187 49L183 45L186 43V41L188 43V41L191 39L190 37L192 36L193 32L196 30V27H200L201 25L204 24L202 23L200 25ZM177 65L175 66L177 67ZM181 69H182V65L178 68V70L180 71ZM171 81H173V79ZM203 185L205 186L206 189H212L210 185H207V184H203ZM214 188L217 189V186H215ZM17 251H18L19 257H21L18 249Z\"/></svg>", "mask_w": 264, "mask_h": 264}]
</instances>
